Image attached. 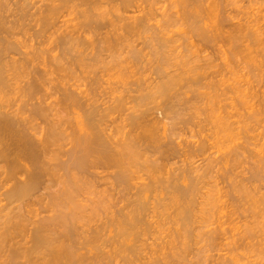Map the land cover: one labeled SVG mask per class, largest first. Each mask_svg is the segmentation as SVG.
<instances>
[{"label":"rangeland","instance_id":"obj_1","mask_svg":"<svg viewBox=\"0 0 264 264\" xmlns=\"http://www.w3.org/2000/svg\"><path fill=\"white\" fill-rule=\"evenodd\" d=\"M20 1H23V3L20 2ZM24 1L25 0H19L18 2H17V0H1L0 1V8H1L0 9V15L2 14V11H4L2 15L3 16H6V15L9 16L10 15L8 20H10V19L13 20L12 16H14V14L16 15V14H20L21 13L18 10V6L21 3L22 4H26V5L25 6L24 5L23 6L21 5V6H19V8L20 7L21 8H24L25 7L24 11L27 10L26 12H28V14H31L36 9V6L38 8L39 6H42L43 3H44V0H37V1L36 0H34V1L33 0H26L25 2ZM42 1H43V3H42ZM142 1L138 0V3H137V0H136L135 1L136 4L133 2L132 3L133 5L131 4V6H128L129 8L126 7L128 10H126L125 7L121 8V10H120V13L121 14L123 13L122 14L123 16H124V13H125V16L124 17H126V18L127 17H129V18L131 17V19H128L129 21L130 20L133 21V18L132 17H134V21H136V20H138L140 18H143V17H145V18L147 17L146 19H148V18L151 19L152 18V20H150V23L148 22L149 19L148 20H145V27H142L141 29L139 28L138 30H140V31L137 30V32H136L137 33L136 34L137 36L136 37H135V33H134V35L129 38V40L132 38L131 41L133 40V38L135 40V41L133 40V42L128 41V42L133 43L132 48L129 47L127 49L126 47H128V46H126V45H125L126 47H122V46H124L123 44H120L121 45L120 46L121 48H118V51L119 50H121V51L124 50L126 52V53L124 52L125 55H126V57H124V53L121 52V51H119L121 53V55L123 56V59L124 58L126 59V62L125 63L128 62L126 65L127 66L130 65V66H128V68H130V70H128L127 66L124 65V63H122V64L124 65V67L126 66V68H124V70L122 68L123 71L121 70V66H118L119 64L117 66L120 67V68H117L115 66L112 67L113 65H111V68H107L106 70H104L103 69L104 66H102L103 65L102 63H104V62L99 63V61L101 62V60L102 61L105 60V62H106V61H108V59L106 57H104L105 54L104 55L102 54L103 55L102 58L104 60L102 58L100 59V57H101V55H100V57L98 58L99 60L97 59V61H96L97 63H95V62L92 63L93 61L91 63H89V64L92 65V68L90 70L92 71V69L93 70L96 69L95 70L96 73H95V71L94 72L92 71V73H91V71L88 70L89 68L86 66V68L83 69V70H85V72H87L88 74L87 73L86 74H81V72H80V70L78 68V69H75L76 71L75 70H73V71H75V73L78 71V73H80V74H78V73H76L75 75L72 74V76L73 75L74 76L71 77V79H70V77H69V76H71L69 74L70 72H68L67 70L65 72L62 71L64 73H62V72L59 71V70H61L59 68H62L64 70V68H69V67L64 62L62 63L61 60L59 62H57V63L56 62L54 63V60H52V57L55 54H53V52H51V54H49L50 52L47 50L49 44L44 46L46 50L43 48V46H41L42 47L41 49L44 50L43 51L44 53L41 51L43 53V54L41 53L42 55L40 54L41 58L38 59V60H36V62H34L35 63L34 66H37L36 68H38L37 70H42V68H44L46 71H48V74L50 72L49 70H52L51 73H50V75L51 74L52 75L51 76L49 75L51 78H49L48 75H47L48 77L46 76V78H48L49 79V82L51 83V84L49 83L48 86L46 85L47 90H48V96L46 95L47 94L46 93L47 90L44 91L46 88L45 89L43 88V90H42V87H41V89H40V91L42 90V91L45 92V93L44 92L43 93L40 92V93H42V94L45 95V96L40 95V97L41 96H43V98L45 97V99H43V100H45L46 103L49 102L48 103L49 109L47 108L48 111L46 112L47 114L45 113V118H44L46 120V122L44 120H40V122L38 123L39 120H37V123H38L39 128L42 129V131H43V130H46L47 127L50 126L49 124L55 123L57 121V119H61V118L62 119L64 118V120L66 119V124H64L65 122L63 120V122H64L63 125H65L64 126V129L65 130L63 128H62L63 130H61L62 133L64 131V134H63L64 136L61 135V137L65 138L66 140L65 139H63V140L62 139H59V142H61L60 140H62V142L61 143L58 142L59 145L61 144L60 148L62 147V152L64 151V149H65L64 152L69 151L70 148H72L71 144H74L73 147L75 146L74 137L76 136L75 138H78V135H79V133H78L79 131L78 130H80L78 128H80L81 125L83 126V124H78L79 126H77L76 123H78L77 121H79V119H80V122H82L81 121V118H82V120H84L83 115L85 116V114H83L84 111L82 112V110H80V109L76 110L77 109L76 108L75 109V112L74 111L72 112V110L70 111V109L68 108L69 110H66V111H69V112H67L68 114L66 113V115H65V113H64L65 112L64 111L65 109L63 108L64 107V104L61 103L63 107L61 106V104H59L60 103L59 101L63 98L62 95H60L59 93L55 94V91L56 90L55 91L54 90H51L53 88V85H54L53 83H56V82H54V80L56 79V77H58V76L60 77L63 74H64L63 76L66 77L69 74L67 76L69 79H63L62 78L63 80H61V77L60 78L58 77L60 79L59 80L57 78V80L59 81V83L61 81L63 83L66 80V82H68L67 83L68 85L66 84V87H68V86L70 87V85H72V87H70V89H71V91L74 89L73 92H75V88H76V92L82 91L83 87H84L83 91H88V89L90 91L91 89L95 88L94 91L97 89L95 92L99 94V95L98 94L97 95L98 96L101 95L102 98L105 99L104 97H106V96L104 94L107 92V90L109 91V89H107V88H111L112 87L113 89L114 88L120 89L119 90V93H116L117 95H120V94L121 95L122 94L125 95V93L124 92L122 93V91H126V93L129 92L131 96L135 95L134 97H136L137 96L136 95L137 92L135 94V91H134V92H132L134 94H132L131 91H130V89H132V90L135 89L136 90V86L135 85H136V80L137 79H139V78L141 79L142 78L141 81L139 79V81L141 83V86L142 85H145L146 86V85H148V82L147 81H149L148 80L149 78H151V81H149V82H152L154 80V78H156L155 80H158L159 78H157V75H159L158 77H161V75L164 76V74H165V76L166 75L167 76L170 75L171 77L172 76L174 77V75L176 76V77H174V78H176V81H175V79H174V81H172L174 84L175 83L176 84L175 85L173 84L174 86L170 90L168 89L169 91L166 92V94H163V96L165 98L160 94V96L157 95V97H154V100L151 99L152 102H155L157 104L160 101V103L158 105H156V104L153 105L152 104L153 105V109L156 106L157 107L158 106H161L162 109L163 108H166L167 109V107L169 105V108L171 107L170 108L171 110H169V109L166 110V111L162 110L163 111L162 112L161 110H156L155 111L156 108L154 110L152 109V112L153 113L152 112H151L152 114L150 113L151 116L149 115V119H148V113L149 112L147 111L146 117H147L148 120H153V119L156 118L157 122L155 120V122H156V125L155 126L159 125V123H160L159 127L157 126L158 129H156V131L157 130L158 131L155 132L156 135L154 137V139L157 137L156 138V144L154 142L155 140L153 141V139H146L147 141L144 140L145 143L144 142L143 143L142 142H139V143H142L141 144V146L143 145L142 148H141V146H140L139 143L137 144L138 145V148H137L136 144H134L135 145V148L137 149V151L139 149L140 150L137 152L136 157H134V160H131L132 161L131 162L132 165L129 164L131 166H129V165L127 166L129 174L132 173V175L131 174L129 175L131 177V178H129V183L133 181L132 184L134 185V187H133V185L131 183L129 184L128 194H126V195L124 194L125 195L124 197H123V193L120 195V193H121L120 192V189L121 188L119 189V187H117L118 184L116 185L115 180L112 179L113 178V175L111 174V176H110V174H109V173H113L112 170L109 169V171H111V172H109V171H106L107 169L103 171L104 168H101L102 170H100L99 168H97V170L96 169H90V170H93V172L96 174V177H95L94 173L92 172V174L95 177L94 180H93V177H92L91 172H90V174L87 173V174H89L91 176V177L89 176L90 179H88L89 177H87L85 175L86 173L85 174L83 173V175H85L86 177L85 176H84L85 178L83 176L82 177H83V181L87 178L86 180H88L89 182H91L90 185L92 184L93 186L92 185L91 186L86 185V184H89V182L88 183H85L84 184L85 186L83 187L84 190L82 189L84 192H82V190L81 191L79 190L78 193L80 192V194L78 195V193H77V196L76 197L74 195V197H75L76 200L74 201V203L73 202L71 203V204L75 205V203L77 201V204L78 205L76 204V206H78V208H80L81 211L79 212V209L76 210L77 207H75L74 209H75V211H77V215H76V213L71 212V210H72L73 207L71 209H69V207H71L70 206L71 204L70 205L67 204L69 206L68 207V209L70 211V214H69V211L66 208L67 205L65 204L66 207H65V205H64V207L61 206V208L63 207V210L66 209L65 210L66 213L68 211V214L70 215V219L72 217L71 216V213L72 214H75L77 216L78 221H76V224L75 225L78 226L77 227L78 228V231H77V229H75V230L77 232L80 231V235L78 233V236H77V237L80 236L79 237L80 239H82V238L85 239V237H84L85 235L84 234H87L88 231L90 232V229H94L97 226H98V228H101V230L104 229L103 235H101V238H100V241H99L100 243L98 241H97V243L95 241L94 242L92 241L93 243L92 242H90V243L88 242L89 244H82V242H84L88 237L84 241H83V239L82 240L79 239V241L77 240L76 242L78 244H76L77 245L76 248L77 249L80 248V249L77 250L74 247L75 248V251L77 250L76 251V254H77V256L80 254L79 256H81V258H84L85 257L83 259L85 264H86L85 260L87 261V263L89 262L88 264H91V262H93L95 264H106V263L107 264H126V263L127 264H148V262H149V264H154V263L155 264H168V263L169 264H264V223H263L264 217H261V216H264V73H263V70H264V67H263L264 66V51H263L264 50L263 49V47H264V42H263L264 41V38H263L264 37V31H263L264 30V26H263L264 25V4L263 3H264V0H212V1L211 0H194V1L193 0H151V3L152 4L148 0H144L143 2ZM187 1H189V2H187ZM197 2H199V3H197ZM1 4H4V5L2 6ZM214 4L216 5V7H215ZM207 5H209L210 7H208ZM4 6H6V7L4 8ZM209 8H210V10H209ZM148 9H150L149 10L150 12L148 11ZM10 12H11V14H10ZM73 12H72V14L69 13L71 16L67 13L68 15L67 14L66 15L68 17L63 13V16L64 17L62 18V16H61L62 22H63V19H65L64 21H66L67 24H69V26H72V23L75 24L76 22L78 24V21L80 20V18H79V16L75 15V14H77L76 11H73ZM164 12H166V13H164ZM260 12H262V13H260ZM174 13H175V16L172 17L174 15ZM147 14H148V16H146ZM251 14H253V17L254 18L252 17ZM256 15H258V16H256ZM189 16H190V18H189ZM135 18H138V19H135ZM61 19L59 17L58 20L61 21ZM254 19L257 20V21L259 20V21L258 22L257 21H254ZM160 20L161 21L164 20V21L161 22ZM167 20H168V22H167ZM60 21H58V22L60 23ZM165 21H166V23H165ZM146 23L148 25H146ZM151 23H153V24H151ZM255 23H256V27H254L255 26ZM162 24H164V25H162ZM241 24L244 25V26H242ZM245 24L248 25V28L249 29L247 28V26ZM250 24L252 25L251 30H250V27H251ZM253 24H254V26H253ZM190 25H191L192 28L190 27ZM153 26H155V27L158 26V27H156L157 28L156 29ZM167 26H168V28H167ZM148 27H150V28H148ZM151 27H153V28H151ZM240 27H241V29H239ZM145 28L146 29L148 28V30H146ZM142 29H144V30H142ZM150 29H152V30H150ZM153 29H155V30H153ZM252 29H253V31L255 30L254 33H256V34L252 35L253 34ZM141 30L143 32H141ZM157 30L159 32H157ZM240 30H241V32H240ZM243 30H245L246 32L249 31L248 34L247 33L244 34L245 31H243ZM139 32H141V33L139 34ZM149 32L150 33L152 32V34H150ZM83 33H86V31L83 32ZM161 33L162 34L164 33V35H161L162 37L159 36ZM238 33H239V35H238ZM257 34H259V35H257ZM86 35L87 34H84L83 35V38H84V36L86 37ZM148 35L149 36L151 35V38ZM157 35L160 37V39H159V37ZM230 35H232L231 36L232 38L230 37ZM255 35H257V36H255ZM87 36H89V35H87ZM93 36L94 35H92V34L89 36L91 38L90 39L91 40L90 42L93 43V45L96 46V49L97 50L94 49L95 46H93V45H92L93 47L90 46L91 43L87 40L88 37H86V39H83V38L81 39L82 41L84 40L83 43L86 42L85 44H82V42H79L78 43L79 45L82 44V45H85V46H82L83 48H81V47L79 48V46L77 45L76 47H78V49L74 46L75 47L74 48L75 49L74 51H76V49L78 51L83 50V53H84V49L87 50L88 47H89V50H87V51L85 50L86 53H87L88 51L90 52V50H91V52L93 50L98 51V49H100L101 46L102 47L105 46L104 43H102L103 45L101 43H99V42L97 43L96 38L93 37ZM152 36L153 37H156L157 36L158 37L157 40H159L160 42L159 41L157 42V40L154 39ZM92 37L94 38V41L93 42H92V40H93ZM171 37H172V39H171ZM244 37H246V38H244ZM21 38L22 37H20V39H19V37H17V39H19V40H22ZM262 38H263V40H262ZM149 39H151V40H149ZM247 39H249L250 41L247 40ZM23 40H22V42L24 43L25 47H27V46L30 47L31 45L34 44L33 41L32 42H29L28 40L27 41H23ZM152 41H153V43H152ZM162 41H164V42H162ZM230 41H231V43L233 45H231L229 43ZM246 41L248 43H246ZM260 41H262V44H261ZM88 42L90 43L89 46H88ZM156 42H157V44H155ZM131 43H129V45ZM24 45H23V47H24ZM158 45H159V47H158ZM160 45H161L162 48L160 47ZM261 45L263 46L262 47L263 50L259 48V46H261ZM29 47L27 49H25V48H23V49L20 48V49H21V51H23V50L24 51L25 50L26 51H30L31 49ZM133 47L135 48V50H137L138 53H140L138 56L136 55V57H137L136 60L133 59V61H136V62H132L131 60L128 59V58H130L128 56H131V55L134 54L133 52H130V51H132V49H134ZM151 47H153V48H151ZM240 47H241V49H239ZM147 48H148V51H147ZM250 48H252V49H250ZM104 49H102V51ZM258 49H260L261 51H259ZM127 50H130L129 51V54L127 53ZM157 50H158L159 53L157 52L155 54V51H157ZM248 50H250V51H248ZM38 51H40V50H38ZM231 51H232V53H234V52L235 53L232 54ZM251 51H252V54L254 53L253 55L250 54ZM100 52H101V49H100ZM137 52H135V54ZM73 53H75V52H73ZM73 53H71V54H73ZM167 54H169L168 57H167ZM175 55H178V56H175ZM18 56L19 55H16L15 58H17ZM120 56L117 55V57H120ZM122 56L120 57V59H122ZM113 57H115V56H113ZM165 57H167V58H165ZM171 57H173L174 59L171 58ZM176 57H178V58H176ZM179 57H180L181 60L179 59ZM257 57H258V59H257ZM154 58L157 61L156 60L154 61ZM183 58H185L186 59V62H188V63H186L185 61L183 62L182 61ZM243 58H245V59H243ZM59 59H60V57H59ZM115 59L116 60L117 59L119 60V58H115ZM125 59H124V61H125ZM169 59H172V60H169ZM176 59H179L180 62L179 61L176 62L177 61ZM41 61H43V62L41 63ZM181 61H182V63H181ZM190 61H191V63H190ZM210 61L212 63H210ZM38 62H39V64L37 65ZM45 62H47V63H45ZM196 62H198L200 64H198ZM208 62H209V64H208ZM183 63H186V64H183ZM195 63H196V65H195ZM205 63H206V65H204ZM45 64H46V66H45ZM83 65H85V64H83ZM109 65L110 64H108L106 66H109ZM93 66H95V68H93ZM133 66H134V68H133ZM53 67H54V69H53ZM113 68L116 71L113 70ZM116 68L118 70H120L121 73H118L120 71H118ZM55 69H56V71H55ZM106 71H108L109 74ZM129 71H131V72L129 73ZM255 71H256V73L258 75L255 73ZM114 73H117V74H114ZM155 73H156V75H155ZM176 73H178V75H176ZM53 74H55L56 77H54L55 75H53ZM59 74H61V75H59ZM52 76H53V79L55 78L54 80H52ZM80 76H82V77H80ZM95 76H96V78H95ZM121 76H122V78H121ZM178 76H180V77H178ZM25 77L22 76V80L20 78V81L21 82L19 80H17L18 81L17 84L19 85V87L20 86L23 87L24 86L23 84L25 83L24 81H26V82L28 81V78L27 77H29V76H27L26 78ZM95 79H97V80H95ZM50 80L53 81V83ZM57 80H55V81H57ZM172 80H173V78H172ZM94 81H96L97 83L96 82L94 83ZM142 81H143V83H142ZM86 82H87V84H86ZM137 82H138V80H137ZM145 82L147 84H144ZM93 83L95 84V86H93L94 85ZM100 83H102V84H100ZM130 83H131V85H130ZM73 84L76 85V86H73ZM117 84H119V85H117ZM124 84H125V88H124L125 90H123ZM214 84H215V86H214ZM149 85L151 86V84H149ZM199 85H200V87H199ZM208 85H209V87H208ZM145 86H143L144 88L142 87V90H146V87ZM86 88H87V90H86ZM127 88H128L129 91H127ZM173 88H174V90H173ZM105 89H106V91H105ZM213 89H215V90H213ZM50 90L52 91V93H51ZM91 91L90 92L92 94H95L94 96H96V93L93 90H91ZM102 91H105V92H102ZM120 91H121V93H120ZM215 91H216V93H215ZM16 92L17 93L19 92L21 94V92L18 91V90H16ZM100 92L103 93V94H101ZM117 92H118V90H117ZM172 92H173V94H172ZM17 93L16 94L15 93H12V94L10 93L9 94L10 97L9 96L8 97L10 98L11 102H10L9 98L6 97V98H8L7 99L8 100L7 102H9L8 104H10V103L12 104V102H15L16 101L15 103H13V107L12 108H14V105L17 107V104H20L21 103L19 101V99L21 101L24 100V99L22 100V97L19 95V93L18 94ZM49 93H51L53 95L51 96ZM129 93H127V94H129ZM143 93H145V92H142V94ZM235 93H236V95H234ZM237 93H239V94H237ZM116 94H115V96H116ZM207 94H208V96H206ZM222 94H224V95H222ZM103 95H104V97H103ZM214 95H216V96H214ZM250 95H252V96H250ZM17 96H18V98H16ZM38 97H39V94H38ZM46 97H47V99H46ZM134 97H132V98H134ZM224 97H225V99L227 98L226 99L227 101L224 99ZM97 98H95V99H97ZM99 98H98V101L99 100L101 101L99 103H102L103 99H101V98L99 99ZM166 98H168V100ZM221 98H222V100L220 101ZM164 99H165V102H164ZM241 99L244 100L245 104L243 103V100H241ZM3 100L5 101L6 99H3ZM129 100H131V98ZM133 100L134 99H132V102H130V104L132 103L131 105L129 104L130 106L128 104L126 105L127 108H128V106L129 107H132V105L134 106L136 104V101L134 100L135 101V103H134ZM211 100H212V102H210ZM98 101H97V103H98ZM105 101H106V99H105ZM215 101H218L219 103L218 102H215ZM18 102H20V103H18ZM214 102H215V104H214ZM2 103L3 102L1 101V104ZM203 103L206 106H204ZM234 103H235L236 106L233 105ZM57 104H58V107H57ZM149 104H150V101L148 103V107L149 108H146V109H150V111H151V107L152 106H149ZM59 105L62 108L61 110H59L60 109V106ZM165 105H166V107H165ZM55 107H56V109L57 108L58 109L56 110ZM50 108H53V109L50 110ZM144 108L145 107H143V108L140 107L141 110H143ZM202 109L204 110V112L201 111ZM179 111H181V112H179ZM254 111H256V113ZM50 112H51V114H49ZM116 113L117 112L113 113L114 115H111L112 120L115 119L116 124L117 123L121 124L120 121L121 122H124V123H122V125H124L125 122H127V121H124V119H125L124 116L125 115L122 112H120V113H122L121 115L119 113H117V114ZM53 114L55 116H53ZM75 114H76V116H74ZM208 114H209V116H208ZM247 114H250L251 116H249ZM51 116L54 117V118H52ZM56 116H57V118H56ZM78 117H80V118H78ZM150 117H151V119H150ZM247 117H248V119L249 118L250 119L247 120ZM120 118H122V119L120 120ZM231 118H232V120H231ZM50 119H51V122L49 121ZM209 119H210L211 122H209ZM234 119L236 121H238V122L236 123V121ZM226 121H229V122H226ZM153 122H154V120H153ZM215 122H216V124H215ZM223 122H225L226 123L225 125L228 126L227 129H225L226 127H225V125H224ZM213 123H214V125H213ZM72 124H74V125L72 126ZM122 125H120V126H122ZM115 126L117 127L116 129H118L120 127L118 124L115 125ZM220 126H221V128H220ZM61 127L59 129H61ZM83 127H85V125ZM83 127H81V128H83ZM67 128H68V130H67ZM128 128L127 129H123V131L128 130ZM213 128H214L215 131L213 130ZM85 129H86V127L84 128V130ZM84 130H80V131L82 132ZM61 131L59 132L60 134H62ZM121 131H122V127H121ZM87 133H89V132H87ZM65 134H66L67 137H70L71 139L65 137ZM67 134L68 135H71V136H68ZM117 134L114 137V139H116L117 137H120L121 138L123 136V135H121V133L118 134V135ZM220 134H221V136H220ZM232 134H234V135H232ZM160 135H161V137H160ZM167 137H169V139ZM64 140H65V142H64ZM117 140L120 141L119 139H117ZM149 141H151V142H149ZM147 142H149V144ZM171 142H173V143H171ZM64 143L65 144L67 143V144L65 145ZM120 143H122V142H119L118 144H120ZM144 144L147 145L146 147L151 146V147H149V150H150V148L152 149L154 147V149H152L153 151H151V150L150 151L149 150L147 151V148L145 147ZM151 144H153V146ZM173 145H175V146L173 147ZM197 146L198 147L200 146V147L197 149ZM63 147H64V149H63ZM192 148H193V150H191ZM201 148L204 149L202 151L203 152L205 151V152L200 154L201 150H200V152H197V151H199V149H201ZM194 149H197L196 152L194 151ZM154 150H157V151H154ZM159 150L161 152H158ZM188 152L190 154H192V155L188 154ZM60 153H61V151H60ZM165 153H167L168 155L165 154ZM67 154L65 155V157H63V155H61L62 157L60 155H58L59 156V161L62 160V159H63V161H64V159H67L66 158L67 157ZM138 154L141 157H139ZM48 157L50 158L51 157V154H50V156L49 155H46V158H44L45 163L46 162L49 163L46 160ZM137 157H138V160L136 159ZM166 157H167V159H166ZM150 158H151V160H150ZM44 160H43V162H44ZM183 160H185V161H183ZM146 161L148 162L147 164H146ZM127 163H128V161H127ZM50 164H51V162H50ZM52 165H53V163H52ZM152 165L153 166H157L156 167L157 168L156 169L157 171L155 170V168H153ZM206 165H207V167L208 166L209 167L207 168ZM150 166H152L151 169H149ZM158 166L160 168L159 170H158ZM210 166H212V167H210ZM49 167H50V165H49ZM129 168H130L131 171L129 170ZM206 168L208 169L207 172H206V170H207ZM209 169L212 170V173L209 172ZM86 172H88V171H86ZM159 172H160V174H159ZM225 172H226V174H225ZM61 173H63V172L60 171L58 174H61ZM162 173H164V174L162 175ZM203 173H206V174H203ZM207 174H208V176H207ZM63 175L61 174V176H63ZM81 175L78 176V177L80 178ZM152 175H154V176H152ZM175 175H176L177 178L174 177V179H173L172 176H175ZM201 175L203 177H201ZM205 175H206L207 178H205ZM222 175H225V176L222 177ZM135 176H136L137 179L135 178ZM157 176H158V178H157ZM168 176H169V179H167V184H166V179L165 178H168ZM209 176H211L213 180ZM187 177L189 178V181H188V178ZM194 177H197V178L194 179ZM132 178L134 180H132ZM151 178H152V180H151ZM153 178H155L156 181L153 180ZM198 178H200V182L197 181ZM202 178H203V180H202ZM58 179H61V178L58 177ZM58 179H57V177H56V179H53V178L51 179V180L54 181V184L52 183L53 185H55L54 187H53V185H50V184L48 185L49 182H47V183L45 182V184L48 185L47 186V185L44 184L45 191L42 188L41 189V192H39V194L37 192L35 194V196L32 198V201L34 200L35 203H37L36 205H34L35 203H33L34 206H32V210H34V211H32L33 214L34 215L37 214L35 216L36 218L34 217L35 219H39L41 217L51 216L55 212L54 210L57 209V207H56V209L53 208V211L51 210L53 213H50V211L48 212L47 209L50 210L52 208L45 209V206L46 205L44 203L42 204L41 202H45L46 204H48V201L49 200L47 199L48 198L47 195L52 194V193H56V190H58L59 188H62L63 187V186H61L62 185L61 182H63V181L60 180L61 182H58L59 181ZM178 179H180V180H178ZM214 179H215V181H214ZM62 180H63V178H62ZM176 180H177V182H176ZM195 180L198 182V185H197V183H196ZM201 180H202V182H201ZM47 181H48V178H47ZM53 181H51V182H53ZM55 181H57V186H56V182ZM158 181H160V182L158 183ZM182 181H185L186 182L185 183L186 185L189 184V182L195 181L194 183H196V188L201 185V186H203V188L206 186V190H205V188L203 189L200 186V190L202 192L196 190L193 194L191 193V198L189 197L190 199L189 198L187 199V197L186 198L185 197L184 198L182 197V199H181V195H178L175 192L177 194L176 195L173 191L171 192V190L180 191L181 185H185L184 182L182 183ZM212 181H214L217 185H214L215 183L213 184ZM84 182H86V181H84ZM93 182L95 183V185H94ZM205 182L206 183L209 182V185L207 183V185L204 186ZM58 184H59V186H58ZM173 184L174 185H179L177 187V188H179V190L176 189V187L173 189L172 188V187H174ZM155 185H157V187H154L153 188V186H155ZM167 185H168V189L171 188V190L170 189L169 190L166 189V186ZM170 185H171V187H170ZM186 185H185V189L188 188ZM46 186L48 187L47 190H46V188H47ZM49 186H52V187H50L51 190L49 189ZM87 186L91 190L88 189ZM130 186H132V187H130ZM144 186H145V188H144ZM151 186H152V188H151ZM215 186H216V188H215ZM232 186H235V188L232 187ZM142 187L146 191H144V190L142 191V189H143ZM146 187H148V188H146ZM130 188H133V189H130ZM183 188H184V186H183ZM183 188L179 192L180 194H181V192H184L183 191ZM208 188L210 189V191H209ZM237 188H238V190H236ZM85 189H86V192L87 193H89V191L91 193H89V194L85 193ZM138 189H140L141 194H140V192L138 194H140V197L141 196L143 197L142 199H140L139 197L138 198L137 197L135 198V195L137 194L136 192H138L136 190H138ZM87 190H89V191H87ZM166 190L168 192H166ZM242 190H244L245 192H243ZM92 191H93L94 195H93ZM197 191H198V193H197ZM95 192H97V193H95ZM199 192L201 193V195H203V192H205V193L207 192L208 195L211 197V199L208 196L209 198L208 197H205V198H208V200L206 199L207 201H205L204 195L201 196L199 194ZM233 192H235V193L233 194ZM242 192L244 193V195H243ZM98 193L99 194L101 193V194L99 195L100 197L97 198ZM142 193H144V195ZM166 193H168V194H166ZM194 194H196V195H194ZM166 195H167V197H166ZM109 196H110V198H109ZM39 197L40 198L42 197V198L40 199ZM77 197L79 198V201H78V198ZM133 197L136 199V202L137 203L139 202L138 200L140 199V203H141L140 205H142L141 207H144L145 206L144 208H142V209H144L145 212L144 213H141L140 212L141 217L143 216L144 219L143 218H139V219H141V221L139 220L140 223L137 224V225H139V227L136 225V227L138 228V231H137V228L135 227L136 230L134 231V229H133V231H134L133 233L134 234L131 232L132 234L130 236V233L128 232L129 234L128 233H127V235L124 234L125 235V239H124V236L122 237L118 233V230H117L118 228L117 227H119V226H117L116 222L118 221L117 219H120L119 218L120 215L125 214V213L127 214L128 211H130V210H131L130 212H133L134 211V209H132V208L136 207L137 205L134 206V204L136 202L135 203L133 202V201H135V200H133L134 199ZM43 198L45 199V201L43 200ZM101 198L104 200V203H102V207H103V205L105 203H107V206L105 204L104 205V208H102L101 207V204H99L100 201H101ZM106 198H108L110 200H108ZM130 198H131L132 203H134V204L131 203ZM175 198H176V200H175ZM98 199H99V201H98ZM143 199H145V201ZM191 199H192V201H190ZM201 199H204V200H201ZM38 200H40V201H38ZM46 200H48V201H46ZM142 200L144 201V203L146 205L142 202ZM72 201H73V199H72ZM180 201H181V203H180ZM186 201H188V202H186ZM189 201L192 202V203H190ZM204 201L206 203H204ZM38 202H40V203H38ZM163 202H164V204H162ZM108 203H109V206H110L109 208H108ZM193 203L196 204V205H194ZM2 204H3V202L0 203V208H1V205ZM126 204H127V206H126ZM202 204H203V206L206 204L205 207H206L207 210L205 209V207L202 206ZM208 204H210V205H208ZM150 205H152V206H150ZM199 205H201V207ZM43 206H44V208H43ZM122 206H123V208H122ZM170 206H171V208H170ZM183 206H184V208L186 210H183L184 208H182V210L183 211H186V213L188 212L187 214L185 213V215H184L185 218L189 219L191 217L189 219L191 221L188 222V223L186 222V224L183 225V226H187L186 228L188 229V232H187V234L186 233L185 234L187 236L189 235L188 238L187 237L185 238L184 232H186L187 229H185L184 227H181V229L178 230L179 233L176 231L177 225L180 223V221L182 222V220L180 219L182 217V215L179 212V210ZM10 207H13L14 208V206H10ZM58 207L60 208V206H58ZM81 207L82 208L84 207V208L81 209ZM124 207H125V209H124ZM158 207H160L159 211L161 210V212L157 211L158 210L157 209ZM30 208H31V206H30ZM95 208H96V210H94ZM8 209H6V210L7 211L11 210V208L9 210ZM44 209H45V212H44ZM119 209H121L122 212L121 211L119 212L118 211ZM175 209L178 210V211H176ZM200 209H202L203 211L200 210ZM63 210H61L60 212H63ZM174 210L176 211V213H175ZM210 210H211V212H210ZM213 210H215V212ZM11 211H12V213L14 212L15 214L17 212H21V213L23 212L22 210L21 211H17V209H14V211L13 210H11ZM11 211H9V212H11ZM82 211H84V212H82ZM3 212H6V211L4 210ZM9 212L7 213L8 216L10 214ZM202 212L204 214L206 213L205 214V218H204ZM254 212H256V213H254ZM0 213H1L0 216H2V217H0V220L3 221L2 218H5V217H3L4 214L2 215V210L1 209H0ZM93 213L94 214L97 213V214L94 216ZM159 213H161L162 215L159 214ZM163 213H166V214H163ZM177 213H179V214H177ZM78 214H80L81 217H79ZM142 214H145V215H142ZM148 214H150V215H148ZM69 215H68V217H69ZM178 215H180L181 217L178 216ZM257 215H260V216H258V219H256L257 218ZM8 216H7V218H9V217L11 218V216H9V217ZM60 216H61V214H60ZM74 216H73V218H74ZM168 216H169V218H168ZM211 216H212V218H211ZM224 216H225V218H224ZM85 217H87V219H85ZM116 217H118V218L116 219ZM164 217H165V219H164ZM77 218L75 217V219H77ZM79 218H80V220H79ZM112 218H114V219H112ZM253 218H255V220H253ZM83 219H84V221H83ZM87 220L90 221V222L88 223ZM172 220H174V222L175 221L177 222V223L175 222L177 224V225H175V227H174V223L172 222ZM206 220H208L209 223ZM73 221L75 223V220L74 219H73ZM108 221H109V225H108ZM253 221H255V222H253ZM84 222H86L88 224L87 225L88 228L86 227V225H85L86 223H84ZM219 222H221V224ZM223 222H225V223H223ZM205 223H207L208 226ZM143 225H144V227H143ZM148 225L151 226V227L149 228ZM179 225H181V223ZM72 226H73V223H72ZM102 226H105V227H102ZM219 226H221V228H219ZM159 227H161V228H159ZM262 227H263V230H261ZM79 228L80 229L82 228V229L80 230ZM141 228L144 229V230H142ZM106 229H108V230H106ZM174 229H175L176 233H175V231L173 232ZM184 229H185V231H184ZM219 229H221V231H219ZM82 230H84L83 233L85 231H86V233L82 234ZM223 230H225V232H223V234H222V231ZM247 230L250 231L252 237L248 235L250 237V239H248L246 241V239L243 240V238L241 239L240 237ZM209 231H211V233L214 232L212 234V238H214V239H212L210 237V235H209V240H208V238H206V237H208ZM243 231H245V232H243ZM248 231H247V233H248ZM136 232H137V234H136ZM138 233H140V234L138 235ZM81 234L83 235V237H82ZM178 235H179V237L180 236H182V237L179 238ZM171 236L173 237V239H172ZM158 237H159V239H158ZM126 238H128V239H126ZM162 238H163V240H162ZM196 238H198V239H196ZM112 240H113V243L114 244L111 245L110 243L112 242ZM132 240H133V242H132ZM108 241H109V243H108ZM197 242H199V243H197ZM79 243L82 244V246ZM91 243H92V245H91ZM96 244L99 246L98 248H97V245ZM121 245L124 247V251H123V247ZM164 247H165V249H164ZM169 248H170V250H169ZM181 248H182V250H181ZM93 253H94V255H93ZM95 254H96L97 257L95 256ZM101 254H102V256L100 257ZM6 255L7 254H5L4 256H6ZM103 255H105V256H103ZM156 255H157V257H156ZM167 255H168V257H167ZM92 256H93V258H92ZM173 256H176V257H173ZM6 257H5V261L7 260ZM94 257H96V258L94 259ZM138 258H140V259H138ZM172 258L174 259L173 261H172ZM162 259H164V260H162ZM154 260H156V261H154ZM5 263L7 264V261L4 262V264ZM82 264H83V262H82Z\"/></svg>","mask_w":264,"mask_h":264},{"label":"bare ground","instance_id":"obj_2","mask_svg":"<svg viewBox=\"0 0 264 264\" xmlns=\"http://www.w3.org/2000/svg\"><path fill=\"white\" fill-rule=\"evenodd\" d=\"M1 1V0H0ZM19 0H17V2H18ZM26 1V0H25ZM24 1V2H25ZM34 1V0H33ZM37 1V0H36ZM136 1V0H135ZM134 0H44V3H43V1H42V3H43V5L42 6H39L38 8H37V6H36V9L31 13V14H28V12H26L27 10H25L24 11V9H25V7L24 8H19V6H25L26 4H22L23 3V1H20V2H22L19 6H18V10L21 12L20 14H14V16H12V18H13V20H8L9 19V16H3L2 14H3V12L4 11H2V16L0 15V203H2L3 202V204L1 205V210H2V215H3V217H5V218H2L3 219V221H1L0 220V264H4V262H6L7 261V264H82V262H83V264H85L84 263V258H81V256H77V254H76V251L78 250V249H80V248H76V244H78L76 241L78 240L79 241V237H77L78 236V233H79V235H80V231L79 232H77L78 231V226H76L75 224H76V221H78V218H77V211H75V207H77V209L76 210H78L79 209V212L81 211L80 210V208H78V206H76V204H77V201H76V203H75V205H73V204H71L72 202L74 203V201L76 200L75 199V197L77 196V193H78V191L80 190H82L83 189V187L85 186L84 184L85 183H88L89 181L88 180H84V181H86V182H84L83 181V177L86 175L87 177H89L90 175V172H91V174H92V172H93V170H90V169H96L97 170V168H99L100 170H102L101 168H104L103 169V171L104 170H106V171H109V169L110 170H112V172L113 173H109L110 174V176H111V174L113 175V178L112 179H114L115 180V182H116V185H117V187H119V189H120V195L123 193V197L126 195V194H128V191H129V184L131 183L132 184V180H134L133 178H132V182H130L129 183V178H131L129 175L131 174L132 175V173H130L129 174V172H128V168H127V166L129 165V164H131V160H134V157H136V154H137V152L140 150H138L137 151V149L135 148V145L134 144H136V146H137V148H138V143L139 142H144L145 143V141L144 140H146V139H153V141L155 142V144H156V138L154 139V137H155V132H157L156 131V129H158V127H159V125H160V123H159V125H157V126H155L156 125V122H157V120H156V118L155 119H153L154 120V122H153V120H148L149 119V115L151 116V114L153 113L152 112V109H153V105L154 104H156V105H158L159 103H160V101L158 102V104L157 103H155V102H152L151 101V99H153L154 100V97H157V95H159L160 96V94L163 96V94H166V92H168L175 84L172 82V81H174V79H175V81H176V78H174V77H176L175 75H174V77L172 76H170L169 74V76H165V74H164V76L163 75H161V77H158L159 75H157V78H159L158 80H155L156 78H154V80L152 81V82H149V81H151V78H149L148 80L149 81H147L148 82V85H142L141 86V83H140V81H141V79H140V81H139V79H137L138 80V82H137V80H136V90L135 89H130V91H131V93L132 92H134L135 91V94H136V92H137V96L136 97H134L135 95H133V96H131L130 95V93L129 92H127V93H129V94H127L126 93V91H122V93L124 92L125 93V95L124 94H120V95H117L116 93H119V90L120 89H116V88H107V89H109V91L107 90V92L104 94L106 97H104V95H103V97L106 99V101H105V99H103L102 98V96L100 95V96H98L99 94L98 93H96L95 91L97 90H95L94 91V89L95 88H93V89H91V90H93L95 93H96V96L99 98H101V99H103V101H102V103H99V102H101L100 100L98 101V98L96 97V96H94L95 94H92L90 91H89V89H88V91H83V89H84V87H83V89H82V91H80V92H76V88H75V92H73L74 91V89L71 91V89H70V87H72V85H70V87L68 88V87H66V84L68 83V82H66V80H65V82H63L62 83V81L59 83V81L57 80V78L59 77H56V75L55 74H53V75H55L54 77H56V79L55 80H57V81H55L54 79H53V76H52V80H54V82H56V83H53V81H51L53 84V88L51 89L50 87V89L51 90H56L55 91V94H57V93H59L60 95H62V99L58 102L59 104H64V107L62 106V104H61V106L65 109L64 111V113H65V115H66V113L67 112H69V111H66V110H69L70 109V111L72 110V112L74 111L75 112V109L76 110H78V109H80V110H82V112L84 111V113L83 114H85V116L83 115V117H84V120H82V118H81V121L82 122H80V119H79V121H77L78 123H76L77 124V126H79L78 124H83V126L85 125V127H86V129L84 130V128L85 127H83L82 125L80 126V128H78V129H80V130H84V131H80V130H78L79 132V135H78V138H75L74 137V140H75V146L73 147V145L74 144H71V146H72V148H70V150L69 151H67V152H64L65 151V149H64V147H63V149H64V153L62 152V147L60 148V146H61V144L59 145V143H61L62 142V140L63 139H65V138H63V137H61V135H63L64 134V131H63V133H62V131L61 130H63L64 129V126L65 125H63V123L64 124H66V119L64 120V118L62 119H57V121L55 122V123H52V124H49L50 126L49 127H47L46 128V130H43L42 131V129H40L39 128V126H38V123L40 122V120H44L45 122H46V120L44 119L45 118V113L48 111L47 110V108L49 109V106H48V103H46L45 102V100H43V99H45V97L43 98V96H45L44 94H42L44 91H46L47 90V87H46V85L48 86V84L50 83L49 82V79L48 78H46V76L48 75H50V73H51V71L52 70H49L50 72H49V74H48V71H46L44 68H42V70H37L38 68H36L37 66H34V62H36V60H38V59H40L41 58V56H40V54L44 51V50H42L41 48V46H43V48L45 49V45H48L49 44V46H48V48H47V50L50 52H48L49 54H51V52H53V54H55V55H53V57H52V60H54V63L56 62H59L60 60L62 61V63L64 62L69 68H64V70L62 69V68H59V69H61V70H59L60 72H62V71H68V72H70L69 74L71 75V76H69L70 77V79H71V77H73L76 73H78V71L75 73V69H78L79 68V70H80V72H81V74H86L87 72H85V70H83V69H85L86 68V66L89 68L88 70H90L91 68H92V65L91 64H89V63H91L92 61V63H97L96 61H97V59L100 57V55H101V57H100V59L102 58V56L105 54V56L104 57H106L107 59H108V61H106L105 62V60L104 61H102L101 60V62L99 61V63H102V62H104V63H102L103 65L102 66H104V70H106L107 68H111V65H113L112 67H117V68H120V67H118V66H121V70H122V68H123V70H124V68H126V64L128 63H125L126 62V59H125V61H124V59H123V56L121 55V53L119 52V51H121V50H119L118 51V48H121L120 46V44H123L124 46H122V47H126V46H128V47H126L127 49L130 47V48H132V46H133V43H131V42H133V40H134V38H133V40L131 41V39L129 40V38L130 37H132L133 35H134V33H135V37L137 36L136 34V32H137V30L140 28H142V27H145V20H148V19H146L145 17H143V18H140V19H138V18H135V19H138V20H136V21H134V17H132L133 18V21L132 20H128V19H131V17L129 18V17H124L125 16V13H124V16L120 13V10H121V8H123V7H127V8H129L128 6H131V4L134 2L135 4H136V2H135ZM140 1H142V0H140ZM144 1V0H143ZM142 1V2H143ZM150 3H151V0H148ZM194 1V0H193ZM212 1V0H211ZM210 1V2H211ZM107 2V3H106ZM155 2V1H154ZM157 2V1H156ZM187 2H189V1H187ZM214 2V1H213ZM212 2V3H213ZM15 3V2H14ZM137 3H138V0H137ZM196 3V2H195ZM197 3H199V2H197ZM209 3V2H208ZM13 4V3H12ZM17 4V3H16ZM38 4V3H37ZM152 4V3H151ZM176 4V3H175ZM264 4V3H263ZM2 6L4 5V4H1ZM18 5V4H17ZM41 5V4H40ZM133 5V4H132ZM140 5V4H139ZM186 5V4H185ZM184 5V6H185ZM215 5V4H214ZM135 6V5H134ZM208 7H210L209 5H207ZM6 6H4V8H5ZM27 7V6H26ZM83 7V8H82ZM152 7V6H151ZM215 7H216V5H215ZM28 8V7H27ZM32 8V7H31ZM126 8V10H128ZM219 8V7H218ZM1 9V8H0ZM3 9V8H2ZM7 9V8H6ZM34 9V8H33ZM143 9V8H142ZM152 9V8H151ZM166 9V8H165ZM185 9V8H184ZM262 9V8H261ZM5 10V9H4ZM13 10V9H12ZM150 9H148V11H149ZM156 10V9H155ZM188 10V9H187ZM209 10H210V8H209ZM212 10V9H211ZM7 11V10H6ZM24 11V12H23ZM73 11H76V13L77 14H75V15H77V16H79V18H80V20L78 21V24H77V22L75 23V24H73L72 23V26H69V24H67V22L66 21H64L65 19H63V22H62V19H61V16H62V18L64 17L63 16V13L66 15L67 13L69 14H72V12ZM125 11V10H124ZM219 11V10H218ZM252 11V10H251ZM257 11V10H256ZM255 11V12H256ZM259 11V10H258ZM26 12V13H25ZM126 12V11H125ZM150 12V11H149ZM148 12V13H149ZM192 12V11H191ZM74 13V12H73ZM164 13H166V12H164ZM213 13V12H212ZM220 13V12H219ZM247 13V12H246ZM254 13V12H253ZM260 13H262V12H260ZM7 14V13H6ZM10 14H11V12H10ZM67 14V15H68ZM69 14V15H70ZM151 14V13H150ZM211 14V13H210ZM249 14V13H248ZM247 14V15H248ZM256 14V13H255ZM66 15V16H67ZM74 15V16H75ZM170 15V14H169ZM173 15V14H172ZM252 15V17H253V14H251ZM250 15V16H251ZM65 16V17H66ZM71 16V15H70ZM146 16H148V14L146 15ZM151 16V15H150ZM158 16V15H157ZM175 16V13H174V15L172 16V17H174ZM256 16H258V15H256ZM59 17H60V19H61V21L60 20H58L59 19ZM68 17V16H67ZM163 17V16H162ZM166 17V16H165ZM170 17V16H169ZM260 17V16H259ZM11 18V17H10ZM70 18V17H69ZM78 18V17H77ZM76 18V19H77ZM78 18V19H79ZM168 18V17H167ZM189 18H190V16H189ZM254 18V17H253ZM75 19V20H76ZM77 19V20H78ZM163 19V18H162ZM165 19V18H164ZM187 19V18H186ZM216 19V18H215ZM261 19V18H260ZM71 20V19H70ZM73 20V19H72ZM150 20H152V18L151 19H149V23H150ZM252 20V19H251ZM58 21H60V23L58 22ZM156 21V20H155ZM161 21V20H160ZM162 21H164V20H162ZM161 21V22H162ZM254 21H257V20H255L254 19ZM259 21V20H258ZM257 21V22H258ZM154 22V21H153ZM167 22H168V20H167ZM59 23V24H58ZM69 23V22H68ZM164 23V22H163ZM165 23H166V21H165ZM151 24H153V23H151ZM156 24V23H155ZM146 25H148L147 23H146ZM162 25H164V24H162ZM218 25V24H217ZM242 25V24H241ZM246 25V24H245ZM251 25V24H250ZM242 26H244V25H242ZM241 26V27H242ZM247 26V28H248V25H246ZM253 26H254V24H253ZM261 26V25H260ZM264 26V25H263ZM153 27H155V26H153ZM153 27H151V28H153ZM156 27H158V26H156ZM155 27V28H156ZM190 27H191V25H190ZM189 27V28H190ZM237 27V26H236ZM241 27L239 28V29H241ZM254 27H256V23H255V26ZM148 28H150V27H148ZM148 28L146 29V30H148ZM161 28V27H160ZM167 28H168V26H167ZM192 28V27H191ZM238 28V27H237ZM243 28V27H242ZM251 28H252V25H251V27H250V30H251ZM259 28V27H258ZM257 28V29H258ZM263 28V27H262ZM157 29V28H156ZM194 29V28H193ZM192 29V30H193ZM196 29V28H195ZM249 29V28H248ZM142 30H144V29H142ZM141 30V32H143ZM150 30H152V29H150ZM153 30H155V29H153ZM263 30V29H262ZM86 31V33H83V32H85ZM138 31H140V30H138ZM236 31V30H235ZM243 31H245V30H243ZM242 31V32H243ZM252 31H253V29H252ZM259 31V30H258ZM264 31V30H263ZM141 32H139V34L141 33ZM157 32H159L158 30H157ZM163 32V31H162ZM240 32H241V30H240ZM239 32V33H240ZM248 32L249 31H245L244 32V34L245 33H247L248 34ZM255 32V30L253 31V34L252 35H254V34H256V33H254ZM257 32V31H256ZM150 33V32H149ZM156 33V32H155ZM167 33V32H166ZM232 33V32H231ZM239 33H238V35H239ZM251 33V32H250ZM249 33V34H250ZM262 33V32H261ZM84 34H87V35H94L93 37H95L96 38V40H97V43L99 42V43H104V45L106 46H101L100 47V49H101V52H100V49H98V51H95V50H97L96 49V46L95 45H93V43H91L90 41V37L89 36H87L86 35V37H88L87 38V40L91 43H89L88 42V46H89V44H90V46L91 47H93V46H95V50H93L92 52H91V50H90V52L88 51L87 53H86V51L87 50H89V47H88V49L86 50V49H84V53H83V50H81V51H78L77 49H78V47H76L77 45L79 46V48L81 47V48H83L82 46H85V45H82V44H85V43H83V41L81 40L82 38H83V35ZM146 34V33H145ZM150 34H152V32L150 33ZM169 34V33H168ZM167 34V35H168ZM143 35V34H142ZM159 35V34H158ZM157 35V36H158ZM161 35H164V33L162 34H160L159 36H161ZM233 35V34H232ZM232 35H230V37L232 36ZM241 35V34H240ZM257 35H259V34H257ZM257 35H255V36H257ZM149 36V35H148ZM147 36V37H148ZM154 36V35H153ZM152 36V37H153ZM153 37L154 39H156L157 40V38L159 37ZM170 36V35H169ZM227 36V35H226ZM236 36V35H235ZM251 36V35H250ZM17 37H19V39H20V37H22L21 39L23 40V41H29V42H32L33 41V45H31L30 47L29 46H27V47H25V45H24V43L22 42V40H19V39H17ZM86 37L84 36V38L83 39H86ZM92 37V42L94 41V38ZM150 38H151V35L149 36ZM162 37V36H161ZM215 37V36H214ZM228 37V36H227ZM229 37V38H230ZM240 37V36H239ZM146 38V37H145ZM152 38V39H153ZM211 38V37H210ZM232 38V37H231ZM234 38V37H233ZM238 38V37H237ZM243 38V37H242ZM244 38H246V37H244ZM260 38V37H259ZM264 38V37H263ZM263 38H262V40H263ZM159 39H160V37H159ZM163 39V38H162ZM171 39H172V37H171ZM251 39V38H250ZM256 39V38H255ZM261 39V38H260ZM81 40V41H80ZM149 40H151V39H149ZM246 40V39H245ZM247 40H249V39H247ZM128 41H131V42H128ZM135 41V40H134ZM159 40H157V42H158ZM221 41V40H220ZM229 41V40H228ZM250 41V40H249ZM259 41V40H258ZM28 42V43H29ZM79 42H82V44H78ZM96 42V41H95ZM155 42V41H154ZM157 42L155 43V44H157ZM160 42V41H159ZM162 42H164V41H162ZM261 42V44H262V41H260ZM264 42V41H263ZM96 43V44H97ZM128 45H127V44ZM129 43H131L130 45H129ZM139 43V42H138ZM143 43V42H142ZM152 43H153V41H152ZM216 43V42H215ZM231 45H233L232 43H231V41L229 42ZM246 43H248L247 41H246ZM258 43V42H257ZM95 44V43H94ZM146 44V43H145ZM237 44V43H236ZM235 44V45H236ZM260 44V43H259ZM23 45H24V47H23ZM93 45V46H92ZM103 45V44H102ZM126 45V46H125ZM77 48L76 49V51H74L75 49V47ZM98 46V45H97ZM151 46V45H150ZM154 46V45H153ZM239 46V45H238ZM254 46V45H253ZM30 48L31 50L30 51H21V49L20 48H25V49H27V48ZM155 47V46H154ZM158 47H159V45H158ZM160 47H161V45H160ZM164 47V46H163ZM233 47V46H232ZM256 47V46H255ZM262 45L261 46H259V48L260 49H262ZM87 48V47H86ZM105 48V49H104ZM134 48V47H133ZM151 48H153V47H151ZM162 48V47H161ZM231 48V47H230ZM246 48V47H245ZM37 49V50H36ZM93 49V48H92ZM102 49H104L103 51H102ZM142 49V48H141ZM144 49V48H143ZM158 49V48H157ZM160 49V48H159ZM165 49V48H164ZM239 49H241V47L239 48ZM250 49H252V48H250ZM260 49H258L259 51H261ZM263 49H264V47H263ZM262 49V50H263ZM29 50V49H28ZM38 50H40V51H38ZM46 50V49H45ZM80 50V49H79ZM86 50V51H85ZM126 50V49H125ZM135 48L134 49H132V51H130V50H127V53L129 54V51L130 52H133L132 54L133 55H131V56H128V57H130V58H128L129 60H131L132 62H136V61H133V59L134 60H136L137 59V57H136V55L138 56L140 53H138L137 52V50H135ZM155 50V49H154ZM256 50V49H255ZM38 51V52H37ZM42 51V52H41ZM147 51H148V48H147ZM161 51V50H160ZM233 51V50H232ZM232 51H231V53H232ZM237 51V50H236ZM248 51H250V50H248ZM257 51V50H256ZM264 51V50H263ZM46 52V51H45ZM73 52H75V53H73ZM96 52V53H95ZM119 52V53H118ZM121 52H125L124 50H122ZM135 52H137L136 54H135ZM158 52V50L157 51H155V54ZM162 52V51H161ZM160 52V53H161ZM168 52V51H167ZM175 52V51H174ZM238 52V51H237ZM241 52V51H240ZM44 53V52H43ZM42 53V54H43ZM71 53H73V54H71ZM122 53V54H123ZM126 53V52H125ZM125 53H124V57H126V55H125ZM147 53V52H146ZM159 53V52H158ZM235 53V52H234ZM234 53H232V54H234ZM246 53V52H245ZM256 53V52H255ZM263 53V52H262ZM41 54V55H42ZM46 54V53H45ZM103 54V55H102ZM122 56V59H120V55ZM127 54V55H128ZM165 54V53H164ZM172 54V53H171ZM250 54H252V51H251V53ZM254 54V53H253ZM252 54V55H253ZM16 55H19L17 58H15V56ZM117 55L118 56H120V57H117ZM236 55V54H235ZM242 55V54H241ZM263 55V54H262ZM51 56V55H50ZM113 56H115V57H113ZM141 56V55H140ZM156 56V55H155ZM163 56V55H162ZM169 56V54H167V57ZM175 56H178V55H175ZM251 56V55H250ZM257 56V55H256ZM255 56V57H256ZM260 56V55H259ZM59 57H60V59H59ZM132 57V58H131ZM153 57V56H152ZM167 57H165V58H167ZM174 57V56H173ZM173 57H171V58H173ZM248 57V56H247ZM105 58V59H106ZM115 58H119V60L117 59H115ZM151 58V57H150ZM164 58V59H165ZM176 58H178V57H176ZM106 59V60H107ZM127 59V60H128ZM140 59V58H139ZM174 59V58H173ZM179 59H180V57H179ZM179 59H176L175 61L176 62H180V60ZM185 58H183V62L185 61L186 62V59L184 60ZM243 59H245V58H243ZM248 59V58H247ZM254 59V58H253ZM257 59H258V57H257ZM50 60V59H49ZM99 60V59H98ZM121 60V61H120ZM128 60V61H129ZM156 59L154 58V61H155ZM159 60V59H158ZM168 60V59H167ZM166 60V61H167ZM169 60H172V59H169ZM200 60V59H199ZM204 60V59H203ZM40 61V60H39ZM44 61V60H43ZM43 61H41V63L43 62ZM157 61V60H156ZM161 61V60H160ZM159 61V62H160ZM165 61V62H166ZM182 61H181V63H182ZM251 61V60H250ZM255 61V60H254ZM258 61V60H257ZM263 61V60H262ZM130 62V61H129ZM131 62V63H132ZM206 62V61H205ZM246 62V61H245ZM45 63H47V62H45ZM49 63V62H48ZM122 63H124V65H126L125 67H124V65L122 64ZM148 63V62H147ZM153 63V62H152ZM186 63H188V62H186ZM186 63H183V64H186ZM190 63H191V61H190ZM196 63H198V62H196ZM196 63H195V65H196ZM210 63H212L211 61H210ZM251 63V62H250ZM39 64V62L37 63V65ZM52 64V63H51ZM83 64H85V65H83ZM108 64H110L109 66H106V65H108ZM115 64V65H114ZM119 64V65H118ZM123 66H122V65ZM135 64V63H134ZM141 64V63H140ZM180 64V63H179ZM198 64H200V63H198ZM208 64H209V62H208ZM48 65V64H47ZM65 65V66H66ZM118 65V66H117ZM166 65V64H165ZM204 65H206V63L204 64ZM211 65V64H210ZM45 66H46V64H45ZM62 66V65H61ZM96 66V65H95ZM95 66H93V68H95ZM98 66V65H97ZM128 66H130V65H128ZM128 66H127V68H128ZM155 66V65H154ZM163 66V65H162ZM260 66V65H259ZM44 67V66H43ZM49 67V66H48ZM63 67V66H62ZM132 67V66H131ZM144 67V66H143ZM158 67V66H157ZM188 67V66H187ZM193 67V66H192ZM196 67V66H195ZM251 67V66H250ZM261 67V66H260ZM264 67V66H263ZM41 68V67H40ZM57 68V67H56ZM100 68V67H99ZM116 68V69H117ZM133 68H134V66H133ZM194 68V67H193ZM53 69H54V67H53ZM185 69V68H184ZM187 69V68H186ZM192 69V68H191ZM209 69V68H208ZM254 69V68H253ZM73 70H75V71H73ZM96 69H92V71L94 72ZM110 70V69H109ZM113 70H115L114 68H113ZM118 70V69H117ZM122 70V71H123ZM128 70H130V68H128ZM127 70V71H128ZM132 70V69H131ZM168 70V69H167ZM183 70V69H182ZM199 70V69H198ZM206 70V69H205ZM263 70V69H262ZM55 71H56V69H55ZM58 71V72H59ZM91 71V70H90ZM89 71V72H90ZM92 71H91V73H92ZM102 71V70H101ZM116 71V70H115ZM118 71H120V70H118ZM117 71V72H118ZM126 71V72H127ZM157 71V70H156ZM185 71V70H184ZM207 71V70H206ZM257 71V70H256ZM256 71H255V73H256ZM64 72H62V73H64ZM103 72V71H102ZM106 72H108V71H106ZM111 72V71H110ZM114 72V71H113ZM131 71H129V73H130ZM158 72V71H157ZM190 72V71H189ZM198 72V71H197ZM259 72V71H258ZM53 73V72H52ZM95 73H96V71H95ZM104 73V72H103ZM102 73V74H103ZM118 73H121V71L120 72H118ZM123 73V72H122ZM135 73V72H134ZM184 73V72H183ZM200 73V72H199ZM263 73H264V70H263ZM68 74V73H67ZM68 74V75H69ZM72 74H74L73 76H72ZM78 74H80V73H78ZM88 74V73H87ZM98 74V73H97ZM108 74H109V72H108ZM107 74V75H108ZM114 74H117V73H114ZM162 74V73H161ZM186 74V73H185ZM196 74V73H195ZM201 74V73H200ZM216 74V73H215ZM257 74V73H256ZM52 75V74H51ZM50 75V76H51ZM59 75H61V74H59ZM64 75V74H63ZM60 76L61 77V80H63V79H69L67 76V78L66 77H64V76ZM91 75V74H90ZM93 75V74H92ZM119 75V74H118ZM121 75V74H120ZM137 75V74H136ZM140 75V74H139ZM155 75H156V73H155ZM173 75V74H172ZM176 75H178V73H176ZM197 75V74H196ZM258 75V74H257ZM20 76V77H19ZM22 76L23 77H27V76H29V77H27L28 78V81L26 82V81H24L25 83L22 85L23 87H19V85L17 84V80H19L20 81V78H21V80H22ZM47 76V77H48ZM49 76V78H51ZM110 76V75H109ZM114 76V75H113ZM191 76V75H190ZM189 76V77H190ZM25 77V78H26ZM59 77V78H60ZM80 77H82V76H80ZM103 77V76H102ZM116 77V76H115ZM135 77V76H134ZM144 77V76H143ZM156 77V76H155ZM178 77H180V76H178ZM194 77V76H193ZM259 77V76H258ZM58 78V79H59ZM63 78V79H62ZM95 78H96V76H95ZM99 78V77H98ZM121 78H122V76H121ZM172 78H173V80H172ZM207 78V77H206ZM92 79V78H91ZM114 79V78H113ZM204 79V78H203ZM60 80V79H59ZM95 80H97V79H95ZM100 80V79H99ZM102 80V79H101ZM127 80V79H126ZM15 81V82H14ZM74 81V80H73ZM81 81V80H80ZM110 81V80H109ZM117 81V80H116ZM21 82V81H20ZM90 82V81H89ZM96 81H94V83H95ZM99 82V81H98ZM107 82V81H106ZM114 82V81H113ZM131 82V81H130ZM154 82V83H153ZM204 82V81H203ZM93 83V84H94ZM97 83V82H96ZM132 83V82H131ZM131 83H130V85H131ZM135 83V82H134ZM142 83H143V81H142ZM51 84V83H50ZM86 84H87V82H86ZM100 84H102V83H100ZM114 84V83H113ZM133 84V83H132ZM144 84H147L146 82L144 83ZM149 84H151V86L149 85ZM153 84V85H152ZM174 84V85H173ZM213 84V83H212ZM211 84V85H212ZM221 84V83H220ZM237 84V83H236ZM51 85V86H52ZM68 85V84H67ZM92 85V84H91ZM90 85V86H91ZM97 85V84H96ZM117 85H119V84H117ZM129 85V86H130ZM50 86V85H49ZM73 86H76V85H74L73 84ZM93 86H95V84L93 85ZM92 86V87H93ZM112 86V85H111ZM114 86V85H113ZM123 86V85H122ZM134 86V87H135ZM143 86H145L146 87V90H142V87ZM190 86V85H189ZM214 86H215V84H214ZM217 86V85H216ZM41 87H42V90H43V88L45 89L44 91H40V89H41ZM131 87V86H130ZM199 87H200V85H199ZM208 87H209V85H208ZM78 88V87H77ZM97 88V87H96ZM104 88V87H103ZM125 88V84H124V87H123V90H125L124 89ZM144 88V87H143ZM194 88V87H193ZM217 88V87H216ZM215 88V89H216ZM80 89V88H79ZM116 89V90H115ZM169 89V90H168ZM215 89H213V90H215ZM16 90H18V91H20L21 92V94L19 93V95L22 97V100L23 101H21L20 99H19V101L21 102H18V103H20V104H17V107L14 105V108H12L13 107V103H15L16 101V99L14 100L15 102H12V104L10 103V104H8L9 102H7L8 100V98L10 97L9 96V94L11 93H17L16 92ZM50 90V91H51ZM86 90H87V88H86ZM117 90H118V92H117ZM173 90H174V88H173ZM194 90V89H193ZM236 90V89H235ZM105 91H106V89H105ZM105 91H102V92H105ZM127 91H129L128 90V88H127ZM40 92H42V93H40ZM142 92H145V93H143L142 94ZM224 92V91H223ZM241 92V91H240ZM17 93V94H18ZM45 93V92H44ZM47 94V96H48V90H47V92H46ZM51 93H52V91H51ZM51 93H49L51 96L53 95V94H51ZM101 93V92H100ZM120 93H121V91H120ZM215 93H216V91H215ZM214 93V94H215ZM242 93V92H241ZM244 93V92H243ZM38 94H39V97H38ZM58 94V95H59ZM98 94V95H97ZM101 94H103V93H101ZM115 94H116V96H115ZM132 94H134V93H132ZM168 94V93H167ZM172 94H173V92H172ZM219 94V93H218ZM237 94H239V93H237ZM247 94V93H246ZM40 95H43V96H41L40 97ZM108 95V96H107ZM127 95V96H126ZM169 95V94H168ZM222 95H224V94H222ZM234 95H236V93L234 94ZM9 96V97H8ZM14 96V95H13ZM50 96V97H51ZM129 96V97H128ZM177 96V95H176ZM201 96V95H200ZM206 96H208V94L206 95ZM205 96V97H206ZM214 96H216V95H214ZM218 96V95H217ZM239 96V95H238ZM243 96V95H242ZM250 96H252V95H250ZM5 97V98H4ZM6 97H8V98H6ZM132 97H134V98H132ZM164 97V96H163ZM204 97V98H205ZM245 97V96H244ZM16 98H18V96L16 97ZM20 98V97H19ZM49 98V97H48ZM95 98H97V99H95ZM99 98V99H100ZM131 98V100H129ZM165 98V97H164ZM169 98V97H168ZM168 98H166L167 100H168ZM199 98V97H198ZM202 98V97H201ZM200 98V99H201ZM217 98V97H216ZM3 99H6L5 101L3 100ZM46 99H47V97H46ZM132 99H134L135 101H136V104L133 106L132 105V107H129L131 104H130V102H132ZM211 99V98H210ZM224 99H225V97H224ZM227 99V98H226ZM225 99V100H226ZM229 99V98H228ZM9 100H10V98H9ZM50 100V99H49ZM52 100V99H51ZM54 100V99H53ZM129 100V101H128ZM133 100V101H134ZM203 100V99H202ZM222 100V98L220 99V101ZM241 100H243V99H241ZM1 101L3 102L2 104H1ZM97 101H98V103H97ZM128 101V102H127ZM135 101H134V103H135ZM149 101H150V104H149V106H152L151 107V111H150V109H146V108H149L148 107V103H149ZM158 101V100H157ZM227 101V100H226ZM246 101V100H245ZM7 102V103H6ZM10 102H11V100H10ZM56 102V101H55ZM162 102V101H161ZM164 102H165V99H164ZM210 102H212V100L210 101ZM209 102V103H210ZM215 102H218V101H215ZM215 102H214V104H215ZM168 103V102H167ZM187 103V102H186ZM202 103V102H201ZM207 103V102H206ZM219 103V102H218ZM221 103V102H220ZM243 103L245 104V102H244V100H243ZM8 104V105H7ZM51 104V103H50ZM101 104V105H100ZM129 105L128 106V108L126 107V105ZM153 104V105H152ZM184 104V103H183ZM212 104V103H211ZM44 105V106H43ZM203 105H204V103H203ZM210 105V104H209ZM232 105V104H231ZM233 105H235V103L233 104ZM51 106V105H50ZM60 106V105H59ZM61 106H60V109L59 110H61L62 108H61ZM163 106V105H162ZM173 106V105H172ZM204 106H206V105H204ZM230 106V105H229ZM236 106V105H235ZM245 106V105H244ZM249 106V105H248ZM16 107V108H15ZM57 107H58V104H57ZM67 107V108H66ZM140 107H145L143 110H141L140 109ZM165 107H166V105H165ZM69 108V109H68ZM156 108V109H155ZM161 108V109H160ZM171 108V107H170ZM169 108V105H168V107H167V109L166 108H163L162 109V107L161 106H156V107H154V109H155V111L156 110H164V111H166V110H171ZM203 108V107H202ZM216 108V107H215ZM220 108V107H219ZM218 108V109H219ZM51 109H53V108H50V110ZM55 109H56V107H55ZM54 109V110H55ZM58 109V108H57ZM56 109V110H57ZM153 109V110H154ZM206 109V108H205ZM55 110V111H56ZM208 110V109H207ZM54 111V112H55ZM147 111L149 112L148 113V119H147V117H146V115H147ZM201 111H203L204 112V110L202 109ZM218 111V110H217ZM225 111V110H224ZM57 112V111H56ZM55 112V113H56ZM71 112V113H72ZM78 112V111H77ZM115 112H117V113H119L120 115L123 113L125 116V119H124V121H127V122H125V124L124 125H122V123H124V122H121L120 121V123L121 124H119V123H117L119 126L120 125H122V126H118L119 128L118 129H116L117 127L115 126V125H117L116 124V121H115V119H113L112 120V118H111V115H114L113 113H115ZM120 112H122V113H120ZM126 112V113H125ZM152 112V113H151ZM163 112V111H162ZM179 112H181V111H179ZM208 112V111H207ZM255 113H256V111H254ZM62 113V112H61ZM111 113V114H110ZM116 113V114H117ZM151 113V114H150ZM174 113V112H173ZM237 113V112H236ZM250 113V112H249ZM252 113V112H251ZM27 114V115H26ZM47 114V113H46ZM49 114H51V112L49 113ZM68 114V113H67ZM74 114V113H73ZM72 114V115H73ZM228 114V113H227ZM235 114V113H234ZM233 114V115H234ZM60 115V114H59ZM163 115V114H162ZM207 115V114H206ZM236 115V114H235ZM234 115V116H235ZM247 115H249V116H251L250 114H247ZM253 115V114H252ZM49 116V115H48ZM53 116H55L54 114H53ZM58 116V115H57ZM57 116H56V118H57ZM68 116V115H67ZM74 116H76V114L74 115ZM208 116H209V114H208ZM237 116V115H236ZM52 117V116H51ZM206 117V116H205ZM52 118H54V117H52ZM55 118V119H56ZM78 118H80V117H78ZM190 118V117H189ZM218 118V117H217ZM246 118V117H245ZM252 118V117H251ZM76 119V118H75ZM122 118H120V120H121ZM150 119H151V117H150ZM207 119V118H206ZM211 119V118H210ZM210 119H209V122H211L210 121ZM244 119V118H243ZM250 119V118H249ZM248 119V117H247V120H249ZM37 120H39L38 121V123H37ZM48 120V119H47ZM63 120H64V122H63ZM77 120V119H76ZM75 120V121H76ZM155 120H156V122H155ZM166 120V119H165ZM180 120V119H179ZM214 120V119H213ZM231 120H232V118H231ZM235 120V119H234ZM50 122H51V119L49 120ZM69 121V120H68ZM115 121V122H114ZM123 121V120H122ZM152 121V122H151ZM181 121V120H180ZM217 121V120H216ZM236 121V120H235ZM243 121V120H242ZM48 122V121H47ZM226 122H229V121H226ZM238 121H236V123H237ZM72 123V122H71ZM114 123V124H113ZM127 123V124H126ZM181 123V122H180ZM224 123V125L226 124L225 122H223ZM222 123V124H223ZM232 123V122H231ZM197 124V123H196ZM215 124H216V122H215ZM228 124V123H227ZM239 124V123H238ZM237 124V125H238ZM40 125V124H39ZM44 125V124H43ZM70 125V124H69ZM74 124H72V126H73ZM114 125V126H113ZM213 125H214V123H213ZM229 125V124H228ZM41 126V125H40ZM62 126V127H61ZM129 128H128V127ZM166 126V125H165ZM231 126V125H230ZM61 127V129H59ZM81 127H83V128H81ZM121 127H122V131H121ZM157 127V128H156ZM213 127V126H212ZM225 129H227V125H225ZM42 128V127H41ZM63 128V129H62ZM128 128V130H125V131H123V129H127ZM220 128H221V126H220ZM238 128V127H237ZM217 129V128H216ZM224 129V128H223ZM61 131V133L62 134H60L59 132ZM65 130V129H64ZM67 130H68V128H67ZM74 130V129H73ZM168 130V129H167ZM213 130H214V128H213ZM234 130V129H233ZM58 133H57V132ZM77 131V130H76ZM89 132V133H87V132ZM119 131V132H118ZM215 131V130H214ZM222 131V130H221ZM81 132V133H80ZM120 134L121 133V135H123L121 138L120 137H117L116 139H114V137L116 136V134ZM220 133V132H219ZM222 133V132H221ZM117 134V135H118ZM68 135V134H67ZM232 135H234V134H232ZM236 135V134H235ZM64 136V135H63ZM68 136H71V135H68ZM169 136V135H168ZM220 136H221V134H220ZM65 137H67L66 136V134H65ZM160 137H161V135H160ZM174 137V136H173ZM236 137V136H235ZM67 138H70V137H67ZM168 139H169V137H167ZM231 138V137H230ZM59 139H62V140H60L61 142H59ZM71 139V138H70ZM69 139V140H70ZM117 139H119L120 141H118ZM124 139V140H123ZM234 139V138H233ZM66 140V139H65ZM65 140H64V142H65ZM73 140V139H72ZM115 140V141H114ZM122 140V141H121ZM147 141V140H146ZM152 141V142H153ZM172 141V140H171ZM59 142V143H58ZM68 142V141H67ZM119 142H122V143H120V144H118ZM149 142H151V141H149ZM149 142H147L148 144H149ZM74 143V142H73ZM142 143H139L140 144V146H141V144ZM146 143V144H147ZM169 143V142H168ZM171 143H173V142H171ZM190 143V142H189ZM65 144V143H64ZM67 144V143H66ZM65 144V145H66ZM197 144V143H196ZM64 145V146H65ZM145 145V144H144ZM152 146H153V144H151ZM160 145V144H159ZM63 146V145H62ZM139 146V147H140ZM147 145H145V147H146ZM155 146V145H154ZM175 145H173V147H174ZM54 147V148H53ZM66 147V146H65ZM143 147V145L141 146V148ZM149 147H151V146H149ZM149 147H146L147 148V151L149 150ZM159 147V146H158ZM163 147V146H162ZM165 147V146H164ZM200 147V146H199ZM198 146H197V149L199 148ZM58 148V149H57ZM56 149V150H55ZM61 149V150H60ZM68 149V148H67ZM66 149V150H67ZM152 149H154V147L152 148ZM151 148H150V150L151 151H153ZM186 149V148H185ZM197 149H194V151L196 152V150ZM135 150V151H134ZM144 150V149H143ZM149 150V151H150ZM169 150V149H168ZM191 150H193V148L191 149ZM200 150H201V152H200ZM202 150H204V149H199V151H197V152H200V154L201 153H204ZM60 151H61V153H60ZM134 151V152H133ZM154 151H157V150H154ZM193 151V152H194ZM144 152V151H143ZM158 152H161L160 150L158 151ZM180 152V151H179ZM185 152V151H184ZM190 152V151H189ZM188 152V154H190ZM192 152V153H193ZM67 154V159H64V161H63V159L62 160H60L59 161V156L58 155H63V157H65V155ZM164 153V152H163ZM50 154H51V157L48 159H46L49 163H45V160H44V158H46V155H49L50 156ZM65 154V155H64ZM140 154V153H139ZM138 154V155H139ZM165 154H167V153H165ZM164 154V155H165ZM173 154V153H172ZM171 154V155H172ZM178 154V153H177ZM196 154V153H195ZM58 157H57V156ZM137 155V156H138ZM148 155V154H147ZM163 155V156H164ZM168 155V154H167ZM174 155V154H173ZM190 155H192V154H190ZM194 155V154H193ZM62 157V156H61ZM139 157H141L140 155H139ZM147 157V156H146ZM145 157V158H146ZM187 157V156H186ZM204 157V156H203ZM156 158V157H155ZM137 160H138V157L136 158ZM140 159V158H139ZM147 159V158H146ZM162 159V158H161ZM166 159H167V157H166ZM165 159V160H166ZM43 160H44V162H43ZM57 160V161H56ZM150 160H151V158H150ZM154 160V159H153ZM152 160V161H153ZM204 160V159H203ZM127 161H128V163H127ZM151 161V162H152ZM161 161V160H160ZM183 161H185V160H183ZM50 162H51V164H50ZM135 162V161H134ZM139 162V161H138ZM156 162V161H155ZM210 162V161H209ZM52 163H53V165H52ZM148 162L146 161V164H147ZM163 163V162H162ZM211 163V162H210ZM145 164V163H144ZM150 164V163H149ZM207 164V163H206ZM209 164V163H208ZM49 165H50V167H49ZM52 165V166H51ZM132 165V164H131ZM131 165H129V166H131ZM146 166V165H145ZM149 166V165H148ZM153 166V165H152ZM152 166H150V168L149 169H151V167ZM166 166V165H165ZM49 167V168H48ZM157 166H153V168H155V170L157 169L156 168ZM184 167V166H183ZM192 167V166H191ZM206 167H207V165H206ZM209 167V166H208ZM207 167V168H208ZM210 167H212V166H210ZM135 168V167H134ZM206 168V169H207ZM132 169V168H131ZM139 169V168H138ZM160 168H159V166H158V170H159ZM211 169V168H210ZM209 169V172H211L212 173V170H210ZM58 170V171H57ZM62 171L63 173H61L63 176H61V174H58L60 171ZM90 170V171H89ZM114 170V171H113ZM129 170H130V168H129ZM148 170V169H147ZM154 170V169H153ZM180 170V169H179ZM187 170V169H186ZM189 170V169H188ZM191 170V169H190ZM86 171H88V172H86ZM95 171V170H94ZM131 171V170H130ZM152 171V170H151ZM157 171V170H156ZM169 171V170H168ZM205 171V170H204ZM208 171V169L206 170V172ZM109 172H111V171H109ZM83 173L85 174V175H83ZM87 173H89V174H87ZM94 173V172H93ZM152 173V172H151ZM154 173V172H153ZM178 173V172H177ZM191 173V172H190ZM196 173V172H195ZM228 173V172H227ZM82 174V175H81ZM159 174H160V172H159ZM164 173H162V175H163ZM169 174V173H168ZM203 174H206V173H203ZM202 174V175H203ZM225 174H226V172H225ZM58 175V176H57ZM60 175V176H59ZM81 175V177L79 178L78 176H80ZM94 175H95V177H96V174L94 173ZM94 175L92 174V177H93V180H94ZM171 175V174H170ZM192 175V174H191ZM198 175V174H197ZM201 175V177H203ZM85 176V177H86ZM152 176H154V175H152ZM160 176V175H159ZM166 176V175H165ZM207 176H208V174H207ZM225 175H222V177H224ZM56 177H57V179H58V177H60L61 179H58L57 181L58 182H61V181H63V182H61L62 183V185L61 186H63L62 188H57L58 190H56V193H52V194H49V195H47V199L49 200H46V201H48V204H46L45 202H41L42 204L44 203L45 205V209H47V208H52V209H50V210H48L47 209V211L49 212L50 211V213H53L52 211H53V208L54 209H56V207H57V209L56 210H54L55 212L51 215V216H47V217H41V218H39V219H35L36 217V215L37 214H33V212L32 211H34V210H32V206H34V205H36L37 203H35V201L33 200L32 201V198L35 196V194L38 192V194H39V192H41V189L43 188V190L45 191V188H44V184H45V182L47 183V182H49L48 183V185L50 184V185H53L54 184V181L53 180H51L52 178L53 179H56ZM84 177V178H85ZM91 177V176H90ZM90 177L88 178V179H90ZM142 177V176H141ZM163 177V176H162ZM173 177V179H174V177H176V175L175 176H172ZM171 177V178H172ZM180 177V176H179ZM211 179H212V177L211 176H209ZM21 178V179H20ZM47 178H48V181H47ZM62 178H63V180H62ZM101 178V177H100ZM110 178V177H109ZM135 178H136V176H135ZM157 178H158V176H157ZM177 178V177H176ZM188 178V177H187ZM195 178H197V177H194V179ZM205 178H207L206 177V175H205ZM204 178V179H205ZM209 178V179H210ZM92 179V178H91ZM99 179V178H98ZM137 179V178H136ZM140 179V178H139ZM149 179V178H148ZM166 179V184H167V179H169V176H168V178H165ZM61 180V181H60ZM113 180V181H114ZM151 180H152V178H151ZM153 180H155V178H153ZM178 180H180V179H178ZM183 180V179H182ZM187 180V179H186ZM192 180V179H191ZM190 180V181H191ZM202 180H203V178H202ZM202 180H201V182H202ZM213 180V179H212ZM51 181H53V182H51ZM57 181H55L56 182V186H57ZM83 181V182H82ZM100 181V180H99ZM107 181V180H106ZM149 181V180H148ZM156 181V180H155ZM154 181V182H155ZM165 181V180H164ZM170 181V180H169ZM188 181H189V178H188ZM196 181V180H195ZM195 181H192V182H189V184H185L186 182L185 181H182V183L184 182V184L189 188H186L185 189V185H181V187L183 188V186H184V188H183V191L184 192H181V194L179 193L180 191H181V187H180V191H175V190H171V188H169L170 190H171V192L173 191L174 193L176 192L178 195H181V199H182V197L184 198H186L187 197V199L190 197L191 198V193L193 194L196 190H198V191H201L200 190V186L199 187H197L196 188V183H197V185H198V182L197 181H199L200 182V178H198V180L196 181V183H194ZM208 181V180H207ZM214 181H215V179H214ZM214 181H212L213 182V184L215 183ZM231 181V180H230ZM51 182V183H50ZM160 181H158V183H159ZM162 182V181H161ZM176 182H177V180H176ZM53 183V184H52ZM90 183L91 182H89V184H86V185H88V186H91L90 185ZM94 183V182H93ZM113 183V182H112ZM169 183V182H168ZM173 183V182H172ZM181 183V184H182ZM204 183V182H203ZM208 183V185H209V182H207ZM207 183L205 182V184H204V186L205 185H207ZM59 184H58V186H59ZM111 184V183H110ZM147 184V183H146ZM157 184V183H156ZM162 184V183H161ZM164 184V183H163ZM170 184V183H169ZM202 184V183H201ZM236 184V183H235ZM242 184V183H241ZM45 185H47V184H45ZM47 185V186H48ZM94 185H95V183H94ZM133 185V184H132ZM152 185V184H151ZM160 185V184H159ZM174 185V184H173ZM190 185V186H189ZM203 185V184H202ZM214 185H217L216 183L214 184ZM232 185V184H231ZM46 186V187H47ZM55 185H53V187H54ZM60 186V187H61ZM87 186V188L88 189H90L89 187ZM93 186V185H92ZM107 186V185H106ZM113 186V185H112ZM115 186V185H114ZM142 186V185H141ZM164 186V185H163ZM179 185H174V187H172L173 189L176 187V189H178L179 190V188H177ZM212 186V185H211ZM50 187H52V186H49V189H50ZM130 187H132V186H130ZM133 187H134V185H133ZM137 187V186H136ZM135 187V188H136ZM149 187V186H148ZM148 187H146V188H148ZM154 187H157V185H155V186H153V188ZM170 187H171V185H170ZM232 187H234L235 188V186H232ZM243 187V186H242ZM86 188V187H85ZM86 188V189H87ZM92 188V187H91ZM143 188V187H142ZM141 188V189H142ZM144 188H145V186H144ZM144 188L142 189V191L144 190ZM151 188H152V186H151ZM199 188V189H198ZM201 188H203V186H201ZM205 188V190H206V186L204 187ZM203 188V189H204ZM215 188H216V186H215ZM244 188V187H243ZM48 189V187L46 188V190ZM86 189H85V193H87L86 192ZM97 189V188H96ZM130 189H133V188H130ZM166 189L167 190H169L168 189V185L166 186ZM209 189V188H208ZM207 189V190H208ZM51 190V189H50ZM84 190V189H83ZM82 190V192H84ZM91 190V189H90ZM105 190V189H104ZM111 190V189H110ZM114 190V189H113ZM153 190V189H152ZM166 190V192H168ZM186 190V191H185ZM236 190H238V188L236 189ZM87 191H89V190H87ZM131 191V190H130ZM136 191H138V192H136ZM135 192L137 193L136 195H135V198L137 197H139L140 199H142L143 197L141 196L140 197V194H141V192H140V189H138V190H136ZM144 191H146V190H144ZM198 191H197V193H198ZM209 191H210V189H209ZM240 191V190H239ZM243 192H245L244 190H242ZM55 192V191H54ZM58 192V193H57ZM105 192V191H104ZM108 192V191H107ZM106 192V193H107ZM133 192V191H132ZM134 192V193H135ZM140 192V194H138ZM148 192V191H147ZM152 192V191H151ZM156 192V191H155ZM164 192V191H163ZM202 192V191H201ZM208 192V191H207ZM205 193V192H203V195H204V198L205 197H208L209 195H208V193ZM232 192V191H231ZM242 192V193H243ZM51 193V192H50ZM89 193H91L90 191H89ZM89 193H87V194H89ZM92 193H93V191H92ZM95 193H97V192H95ZM103 193V192H102ZM146 193V192H145ZM175 193V194H176ZM205 193V194H204ZM235 192H233V194H234ZM241 193V194H242ZM247 193V192H246ZM47 194V193H46ZM54 194V195H53ZM56 194V195H55ZM80 194V192L78 193V195ZM101 194V193H100ZM99 193H98V195H97V198L98 197H100L99 195H100ZM117 194V193H116ZM125 194V195H124ZM143 195H144V193H142ZM153 194V193H152ZM165 194V193H164ZM163 194V195H164ZM166 194H168V193H166ZM176 194V195H177ZM199 194L201 195V193L199 192ZM210 194V193H209ZM74 195H75V197H74ZM83 195V194H82ZM93 195H94V193H93ZM107 195V194H106ZM109 195V194H108ZM134 195V194H133ZM156 195V194H155ZM154 195V196H155ZM161 195V194H160ZM173 195V194H172ZM194 195H196V194H194ZM203 195H201V196H203ZM207 195V196H206ZM243 195H244V193H243ZM89 196V195H88ZM87 196V197H88ZM246 196V195H245ZM250 196V195H249ZM44 197V196H43ZM46 197V196H45ZM79 197V196H78ZM77 197V198H78ZM104 197V196H103ZM106 197V196H105ZM148 197V196H147ZM146 197V198H147ZM166 197H167V195H166ZM175 197V196H174ZM179 197V196H178ZM193 197V196H192ZM210 197V196H209ZM208 197V198H209ZM243 197V196H242ZM40 198V197H39ZM42 198V197H41ZM40 198V199H41ZM94 198V197H93ZM109 198H110V196H109ZM117 198V197H116ZM134 198V197H133ZM133 199V200H135V201H133L134 203L136 202V199ZM160 198V197H159ZM180 198V197H179ZM189 198V199H190ZM202 198V197H201ZM208 198H205V201H207L208 200ZM72 199H73V201H72ZM106 199H108V198H106ZM105 199V200H106ZM140 199L138 200L139 202L137 203H132V201H131V198H130V201H131V203L132 204H134V206H136V207H134V208H132V209H134V211L133 212H130V211H128V213L126 214H122V215H120V219H117L118 217H116V219L118 220H116L117 222H116V224H117V226H119V227H117L118 229V233H119V235L120 236H124V239H125V235H127V233L129 232L130 233V236H131V234L136 230L135 229V227H136V225L138 224V223H140L139 222V220L141 221V219H139V218H143V216L141 217V215H140V212L141 213H144L145 211H144V209H142V208H144V207H141L142 205H140L141 203H140ZM172 199V198H171ZM194 199V198H193ZM196 199V198H195ZM207 199V200H206ZM210 199H211V197H210ZM209 199V200H210ZM43 200L45 201V199L43 198ZM42 200V201H43ZM83 200V199H82ZM88 200V199H87ZM108 200H110V199H108ZM119 200V199H118ZM144 201H145V199H143ZM142 200V202L144 203V201ZM175 200H176V198H175ZM178 200V199H177ZM201 200H204V199H201ZM246 200V199H245ZM262 200V199H261ZM38 201H40V200H38ZM78 201H79V198H78ZM86 201V200H85ZM98 201H99V199H98ZM162 201V200H161ZM190 201H192V199L190 200ZM189 201V202H190ZM196 201V200H195ZM204 201V203H206ZM258 201V200H257ZM81 202V201H80ZM178 202V201H177ZM184 202V201H183ZM186 202H188V201H186ZM259 202V201H258ZM33 203H35L34 205H33ZM38 203H40V202H38ZM98 203V202H97ZM102 203H104V200L101 198V201H100V203L99 204H101V207H102ZM110 203V202H109ZM109 203H108V208L110 207L109 206ZM114 203V202H113ZM112 203V204H113ZM127 203V202H126ZM130 203V202H129ZM160 203V202H159ZM168 203V202H167ZM180 203H181V201H180ZM190 203H192V202H190ZM210 203V202H209ZM260 203V202H259ZM41 204V205H42ZM67 204H71L70 206L71 207H69L68 205H67V207H66V205ZM106 204V206H107V203H105ZM104 204V205H105ZM128 204V203H127ZM127 204H126V206H127ZM140 206H139V205ZM145 204V203H144ZM162 204H164V202L162 203ZM174 204V203H173ZM184 204V203H183ZM194 204V203H193ZM201 204V203H200ZM211 204V203H210ZM210 204H208V205H210ZM64 205H65V207L68 209V207H69V209H71L72 207V210H71V212H74V213H76V215L75 214H72L71 213V219H70V211H69V209H68V211H69V214H68V211H67V213L65 212V210H63V207H64ZM73 205V206H72ZM78 205V204H77ZM104 205H103V207L102 208H104ZM146 205V204H145ZM154 205V204H153ZM176 205V204H175ZM187 205V204H186ZM189 205V204H188ZM194 205H196V204H194ZM206 205V204H205ZM205 205L203 206V204H202V206L203 207H205ZM10 206H14V208L13 207H10ZM30 206H31V208H30ZM44 206H43V208H44ZM58 206H60V208L58 207ZM61 206H63L62 208H61ZM80 206V205H79ZM85 206V205H84ZM94 206V205H93ZM125 206V205H124ZM150 206H152V205H150ZM166 206V205H165ZM168 206V205H167ZM172 206V205H171ZM171 206H170V208H171ZM185 206V205H184ZM184 206L183 207H181L180 208V210H179V212L181 213V215H182V217L180 216V215H178V216H180L181 218V220H182V222L180 221V223H181V225H177L175 222H174V220H172V222L174 223V227H175V225H177V229H176V231L179 233V231L178 230H180L181 229V227H184L185 229H187L186 227L187 226H183V225H185L186 224V222L188 223V222H190L191 220H189V219H187V218H185V213H186V211H183V210H186L185 208H184ZM200 207H201V205H199ZM212 206V205H211ZM222 206V205H221ZM257 206V205H256ZM11 208V210H13L14 211V209H17V211H23L22 213L21 212H17L16 214L13 212L12 213V211L11 210H9L10 208ZM40 207V206H39ZM100 207V206H99ZM115 207V206H114ZM149 207V206H148ZM180 207V206H179ZM210 207V206H209ZM220 207V206H219ZM259 207V206H258ZM9 208V209H8ZM84 208V207H83ZM82 207H81V209H83ZM87 208V207H86ZM85 208V209H86ZM94 208V207H93ZM122 208H123V206H122ZM127 208V207H126ZM154 208V207H153ZM156 208V207H155ZM178 208V207H177ZM182 208H184L183 210H182ZM212 208V207H211ZM214 208V207H213ZM6 209H8L9 211H11V212H9V211H7ZM31 209V210H30ZM37 209V208H36ZM45 209H44V212H45ZM90 209V208H89ZM92 209V208H91ZM100 209V208H99ZM124 209H125V207H124ZM152 209V208H151ZM158 210L157 211H159V209H160V207H158L157 208ZM162 209V208H161ZM205 209H206V207H205ZM204 209V210H205ZM210 209V208H209ZM216 209V208H215ZM219 209V208H218ZM6 211V212H3V211ZM43 210V209H42ZM52 210V211H51ZM61 210H63V212H60ZM94 210H96V208L94 209ZM103 210V209H102ZM106 210V209H105ZM116 210V209H115ZM146 210V209H145ZM153 210V209H152ZM155 210V209H154ZM171 210V209H170ZM176 210V209H175ZM174 210V211H175ZM183 212H182V211ZM200 210H202V209H200ZM207 210V209H206ZM16 211V210H15ZM92 211V210H91ZM90 211V212H91ZM119 212L121 211V209H119L118 210ZM150 211V210H149ZM163 211V210H162ZM176 211H178V210H176ZM176 211H175V213H176ZM188 211V210H187ZM203 211V210H202ZM209 211V210H208ZM207 211V212H208ZM214 212H215V210H213ZM217 211V210H216ZM10 213L9 214V216H11V218L8 216V214L7 213ZM60 212V213H59ZM82 212H84V211H82ZM95 212V211H94ZM110 212V211H109ZM122 212V211H121ZM130 212V213H129ZM156 212V211H155ZM159 212H161V210L159 211ZM210 212H211V210H210ZM222 212V211H221ZM249 212V211H248ZM6 213V214H5ZM47 213V212H46ZM65 213V214H64ZM101 213V212H100ZM111 213V212H110ZM118 213V212H117ZM147 213V212H146ZM149 213V212H148ZM153 213V212H152ZM157 213V212H156ZM188 213V212H187ZM186 213V214H187ZM254 213H256V212H254ZM1 214V213H0ZM60 214H61V216H60ZM69 215V217H68V215ZM94 214V213H93ZM97 214V213H96ZM96 214H94V216L96 215ZM121 214V213H120ZM159 214H161V213H159ZM163 214H166V213H163ZM177 214H179V213H177ZM202 214H203V216H204V218H205V214L202 212ZM215 214V213H214ZM258 214V213H257ZM263 214V213H262ZM59 215V216H58ZM64 215V216H63ZM75 215V216H74ZM79 215V217H81L80 216V214H78ZM142 215H145V214H142ZM148 215H150V214H148ZM162 215V214H161ZM160 215V216H161ZM176 215V214H175ZM189 215V214H188ZM208 215V214H207ZM213 215V214H212ZM219 215V214H218ZM227 215V214H226ZM7 216L9 217V218H7ZM73 216H74V218H73ZM84 216V215H83ZM140 216V217H139ZM165 216V215H164ZM253 216V215H252ZM258 216H260V215H257V218L256 219H258ZM0 217H2V216H0ZM35 217V218H34ZM75 217L77 218V219H75ZM99 217V216H98ZM104 217V216H103ZM112 217V216H111ZM189 217V216H188ZM261 217H264V216H261ZM151 218V217H150ZM168 218H169V216H168ZM175 218V217H174ZM211 218H212V216H211ZM224 218H225V216H224ZM15 219V220H14ZM73 219L75 220V223H74V221H73ZM85 219H87V217H85ZM91 219V218H90ZM112 219H114V218H112ZM111 219V220H112ZM144 219V218H143ZM164 219H165V217H164ZM179 219V218H178ZM208 219V218H207ZM17 220V221H16ZM79 220H80V218H79ZM89 220V219H88ZM87 220V222L89 223L90 221H88ZM94 220V219H93ZM188 220V221H187ZM210 220V219H209ZM231 220V219H230ZM253 220H255V218H253ZM83 221H84V219H83ZM138 221V222H137ZM143 221V220H142ZM170 221V220H169ZM207 222H208V220H206ZM218 221V220H217ZM220 221V220H219ZM225 221V220H224ZM80 222V221H79ZM112 222V221H111ZM159 222V221H158ZM185 222V223H184ZM205 222V221H204ZM253 222H255V221H253ZM72 223H73V226H72ZM78 223V222H77ZM81 223V222H80ZM79 223V224H80ZM84 223H86V222H84ZM94 223V222H93ZM147 223V222H146ZM162 223V222H161ZM166 223V222H165ZM170 223V222H169ZM184 223V224H183ZM209 223V222H208ZM220 224H221V222H219ZM218 223V224H219ZM223 223H225V222H223ZM222 223V224H223ZM263 223H264V221H263ZM115 224V225H116ZM150 224V223H149ZM159 224V223H158ZM192 224V223H191ZM205 224H207V223H205ZM256 224V223H255ZM259 224V223H258ZM86 225V227H87V223L85 224ZM108 225H109V221H108ZM142 225V224H141ZM151 225V224H150ZM173 225V224H172ZM194 225V224H193ZM211 225V224H210ZM235 225V224H234ZM261 225V224H260ZM106 226V225H105ZM105 226H102V227H105ZM138 227H139V225H137ZM149 226V225H148ZM192 226V225H191ZM207 226H208V224H207ZM230 226V225H229ZM258 226V225H257ZM76 227V228H75ZM108 227V226H107ZM141 227V226H140ZM143 227H144V225H143ZM151 226H149V228H150ZM153 227V226H152ZM166 227V226H165ZM171 227V226H170ZM194 227V226H193ZM197 227V226H196ZM244 227V226H243ZM242 227V228H243ZM256 227V226H255ZM88 228V227H87ZM98 226L96 227V228H94V229H90V232L88 231V233L87 234H84V233H86V231L83 233V231L84 230H82V234H84L85 236V239H83L82 237H83V235H82V239H83V241L84 242H82V244H89L90 242H96L97 243V241L99 242L100 241V238H101V235H103V231H104V229H102L101 230V228H98ZM116 228V227H115ZM137 228V227H136ZM159 228H161V227H159ZM173 228V227H172ZM189 228V227H188ZM205 228V227H204ZM219 228H221V226H219ZM246 228V227H245ZM75 229H77V231L75 230ZM80 229V228H79ZM82 229V228H81ZM80 229V230H81ZM97 229V230H96ZM133 229H134V231H133ZM142 229V228H141ZM140 229V230H141ZM146 229V228H145ZM185 229H184V231H185ZM234 229V228H233ZM232 229V230H233ZM237 229V228H236ZM106 230H108V229H106ZM142 230H144V229H142ZM260 230V229H259ZM261 230H263V227H262V229ZM111 231V230H110ZM137 231H138V228H137ZM156 231V230H155ZM160 231V230H159ZM175 231V229L173 230V232ZM176 231H175V233H176ZM198 231V230H197ZM219 231H221V229H219ZM248 231V230H247ZM247 231L245 232V231H243V232H245L244 234H242V236L240 237L241 239L243 238V240H245L246 239V241L248 240V239H250V237L249 236H251V233H250V231H248V233H247ZM132 232V233H131ZM140 232V231H139ZM183 232V231H182ZM187 232H188V229L186 230V232H184V235H185V238L187 237L188 238V236L186 235L187 234ZM213 232V231H212ZM216 232V231H215ZM223 232H225V230H223L222 231V234H223ZM242 232V231H241ZM128 233V234H129ZM162 233V232H161ZM169 233V232H168ZM186 233V234H185ZM190 233V232H189ZM202 233V232H201ZM214 233V232H213ZM213 233H211V231H209V234H208V237H206V238H208V240H209V235H210V237L212 238V234ZM125 234V235H124ZM134 234V233H133ZM136 234H137V232H136ZM140 233H138V235H139ZM181 234V233H180ZM194 234V233H193ZM204 234V233H203ZM247 234V235H246ZM88 235V236H87ZM118 235V236H119ZM142 235V234H141ZM168 235V234H167ZM206 235V234H205ZM249 235V236H248ZM257 235V234H256ZM117 236V235H116ZM154 236V235H153ZM173 236V235H172ZM171 236V237H172ZM196 236V235H195ZM248 236V237H247ZM109 237V236H108ZM115 237V236H114ZM129 237V236H128ZM164 237V236H163ZM174 237V236H173ZM173 237H172V239H173ZM176 237V236H175ZM178 237H179V235H178ZM180 237H182V236H180ZM179 237V238H180ZM252 237V236H251ZM76 238V239H75ZM111 238V237H110ZM113 238V237H112ZM119 238V237H118ZM82 239H80V240H82ZM121 239V238H120ZM126 239H128V238H126ZM143 239V238H142ZM158 239H159V237H158ZM183 239V238H182ZM181 239V240H182ZM196 239H198V238H196ZM212 239H214V238H212ZM110 240V239H109ZM155 240V239H154ZM162 240H163V238H162ZM167 240V239H166ZM175 240V239H174ZM180 240V239H179ZM207 240V241H208ZM211 240V239H210ZM252 240V239H251ZM106 241V240H105ZM104 241V242H105ZM177 241V240H176ZM187 241V240H186ZM199 241V240H198ZM202 241V240H201ZM81 242V241H80ZM89 242V243H88ZM92 242V243H93ZM132 242H133V240H132ZM139 242V241H138ZM141 242V241H140ZM169 242V241H168ZM92 243H91V245H92ZM100 243V242H99ZM108 243H109V241H108ZM170 243V242H169ZM175 243V242H174ZM177 243V242H176ZM197 243H199V242H197ZM80 244V243H79ZM82 244H80L81 246H82ZM111 245L112 244H114L113 243V240H112V242L110 243ZM109 244V245H110ZM132 244V243H131ZM145 244V243H144ZM148 244V243H147ZM151 244V243H150ZM167 244V243H166ZM172 244V243H171ZM185 244V243H184ZM97 245V244H96ZM107 245V244H106ZM168 245V244H167ZM179 245V244H178ZM104 246V245H103ZM122 246V245H121ZM131 246V245H130ZM171 246V245H170ZM77 249L76 251H75V248ZM85 247V246H84ZM91 247V246H90ZM94 247V246H93ZM99 246L97 245V248H98ZM113 247V246H112ZM111 247V248H112ZM123 247V246H122ZM160 247V246H159ZM175 247V246H174ZM173 247V248H174ZM179 247V246H178ZM184 247V246H183ZM187 247V246H186ZM120 248V247H119ZM202 248V247H201ZM74 249V250H73ZM90 249V248H89ZM94 249V248H93ZM101 249V248H100ZM121 249V248H120ZM146 249V248H145ZM164 249H165V247H164ZM172 249V248H171ZM117 250V249H116ZM169 250H170V248H169ZM178 250V249H177ZM181 250H182V248H181ZM101 251V250H100ZM113 251V250H112ZM123 251H124V247H123ZM136 251V250H135ZM173 251V250H172ZM189 251V250H188ZM84 252V251H83ZM184 252V251H183ZM187 252V251H186ZM121 253V252H120ZM125 253V252H124ZM141 253V252H140ZM153 253V252H152ZM168 253V252H167ZM5 254H7L6 256H4ZM92 254V253H91ZM98 254V253H97ZM103 254V253H102ZM102 254L100 255V257L102 256ZM118 254V253H117ZM116 254V255H117ZM130 254V253H129ZM171 254V253H170ZM173 254V253H172ZM93 255H94V253H93ZM99 255V254H98ZM108 255V254H107ZM119 255V254H118ZM132 255V254H131ZM180 255V254H179ZM95 256H96V254H95ZM103 256H105V255H103ZM133 256V255H132ZM143 256V255H142ZM200 256V255H199ZM5 257H6V261H5ZM80 257V258H79ZM97 257V256H96ZM96 257H94V259L96 258ZM112 257V256H111ZM120 257V256H119ZM122 257V256H121ZM124 257V256H123ZM156 257H157V255H156ZM164 257V256H163ZM167 257H168V255H167ZM173 257H176V256H173ZM181 257V256H180ZM92 258H93V256H92ZM91 258V259H92ZM159 258V257H158ZM2 259V260H1ZM83 261H82V260ZM90 259V258H89ZM112 259V258H111ZM130 259V258H129ZM136 259V258H135ZM138 259H140V258H138ZM177 259V258H176ZM162 260H164V259H162ZM174 259L172 258V261H173ZM2 261V262H1ZM4 261V262H3ZM136 261V260H135ZM140 261V260H139ZM143 261V260H142ZM154 261H156V260H154ZM153 261V262H154ZM169 261V260H168ZM85 262H86V264H88L87 263V261L85 260ZM91 262V261H90ZM131 262V261H130ZM93 262H91V264H92ZM140 263V262H139ZM160 263V262H159ZM6 264V263H5ZM93 264H95V263H93ZM107 264V263H106ZM127 264V263H126ZM148 264H149V262H148ZM155 264V263H154ZM169 264V263H168Z\"/></svg>","mask_w":264,"mask_h":264}]
</instances>
